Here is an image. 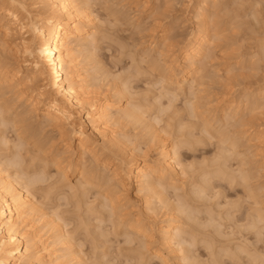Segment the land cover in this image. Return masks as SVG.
Segmentation results:
<instances>
[{
    "label": "bare ground",
    "instance_id": "obj_1",
    "mask_svg": "<svg viewBox=\"0 0 264 264\" xmlns=\"http://www.w3.org/2000/svg\"><path fill=\"white\" fill-rule=\"evenodd\" d=\"M186 1L192 5L193 3H191V2L194 0H167V1H165L166 2V9L164 7L165 5L164 6L162 5L163 6L162 8H160L161 7V5H160L159 8L162 10L160 11L159 15L156 16L155 15L156 12H154L155 14H153V15L150 14L151 17L155 16V18L157 19V17H158V19L157 20L155 19L156 21L154 20L155 21V23L153 24L154 26H153V28L150 29L154 35H152L153 39L151 41V44L149 45V48L145 47L146 50L142 49V50H144V52L142 54H140L139 52L137 54V52H136L137 50L133 53L131 52V50H129L131 52L130 57L132 55L131 61L134 62L136 60V58L133 57L136 55L137 58H140L139 61H141V63H144L143 61H145V63H146V64L144 63L145 65H148V64L150 65V66L148 65V67H149L148 68L145 65H144V67H141L143 65V64H141L140 65V67L142 68L141 69V68H139V62L138 61H137L138 64H136L137 66L135 65V62L133 63L134 64L133 65L130 61V64H132V66H134L135 68L133 67V69H134V71H133L131 69L132 68L131 65L128 64L130 66L131 70H129V72L127 71L126 73H127V75L129 73H131L130 74V75H132L131 79L134 78V80H135L137 78V77L135 78V76H138L136 73L139 74V72H140L141 74H143L148 69V71L151 70L152 72L156 73L158 75V76L157 75L156 76L159 77L158 79L161 80V81L160 80L158 81V79H157V81L160 82V84H162V87H161V85L159 86L158 85L159 83H157V82H156L157 84L153 83V86L150 87L154 90L155 93L158 90H157V88L154 89V87H160L163 89V90H161L162 93L160 92L161 96L160 97L158 96L159 97L158 99L152 98V100L154 99V102L150 103V101H152V100H150V101H148V100L151 97L145 98V99H147V102L144 101L145 99L141 102L142 94H144V96H145V94L146 93L148 94V92L144 91L146 93H142V94H139L137 92L134 93L135 91H133V87H130L131 84H129V86L128 85L126 86L123 84V82L126 84L127 81L126 82L124 81L126 79H124L122 82H120L121 85L123 86V88L121 86L122 89L117 88V87H116L117 88L116 89L114 87V85L116 86L117 79H119L121 76L116 77V83L114 81L115 84L113 83V89H112L113 91H115L114 90V88H115L116 92L118 94H120L119 99H116L118 96L117 93H115V94L113 93V95H110L112 92L110 94H105V92L107 93L109 91L105 90L103 92L102 90H104V89L101 90V88H102L101 84H97V85H101L100 89H99V88H95V86H97V85H94L93 83H91L94 79L96 80L95 82H98L102 78V77L99 78L100 77V76H98L99 74L96 77L95 74H97V73H94V71H92V69H90L91 72H93L95 75V77L93 79H90V78H92L93 75H91V74H93V73H90L89 69H88L89 66L96 65V62H98L97 64H99V65L102 64L101 63L102 61L100 63H99V61H97L98 57L96 56L99 53L98 50H96V49L99 47V45L101 46V44H99L98 46H97V44L99 43L98 41H101V39L98 40V36H97L100 34H97L98 33L97 29L99 27L95 23L96 19L93 16V15H95L92 11L93 10L92 7L93 6L95 7V3L93 1L92 2L94 5H92L91 0H0V34L2 35L1 37H3V39H1V38L0 39L4 41V44H2V42L0 44V129H1L0 130V264H87L88 262H90V261H88L89 259L87 257H86L88 259L87 261H84L86 259L85 257L83 259L81 258V252L84 250L83 245L81 248H78L79 251L76 250L77 249L76 246L80 247L81 243H80V245H76L77 243H75L76 242L75 239L81 238L82 236L76 237L74 239L73 234H75V236H77L79 233H77V234L74 233V229H78V230L80 229L81 230V228H83L84 226H85L84 228H86V229L84 230V228H83L81 230V232L85 231V233H86L87 228L89 229L88 231H92L91 225L94 223H91V221H92L91 217L93 218V216H94L93 212L97 211L99 213V215H101L100 214L101 210H100V212L98 209L96 210L97 207L99 208V205H98L99 203L97 202L98 204H96V202H94L97 199H101L103 201L101 203L102 205L100 204V206H102V207H100V209L103 208V210H104L103 211L104 214L103 213L102 214L104 216H106L107 215L106 212H108V215H107V217H104V218H102L103 215H101V218H98L99 215L98 216L95 215L97 217H95L93 219L94 221H92V222H95V219H96L97 223L100 222L102 224L104 222V220L106 222L105 218L108 219L107 222L109 220L111 221V223H110V221L108 222L111 224V225L110 224L109 225L112 227L111 228L112 230L110 229V231L115 232L118 236L124 235V237L122 239V243H120L121 241L119 238H116V239H118L116 241H118L120 245L123 244V245L130 246L132 244L131 245L132 247H129L130 249L127 248L128 250H130V252H129L130 256L134 258L132 260L130 257V259H129L130 262L131 261L133 262L135 260V257H136L137 258L136 260L137 261L139 260V262H138L139 264L146 259H148V261H150V262L159 260V262H160L159 264H171L168 262V258L171 255H173L172 257L174 259H176V258L179 260L181 259V261H187V260L189 261L193 258L195 259V257H197V261H198V260H201L202 258L198 259L200 254H197L199 256H196L195 253H198V251H196L195 249L199 244L202 243L204 245L203 247L204 248L206 247V249H208V250H206L207 251L206 253L209 254L208 256H210V257L213 256L214 257L213 260L215 259L214 261H216V257H217V260H218L217 262H220L222 264V262H221L222 260L220 259V256L223 254L225 255V253L222 252L223 254H221V253L216 252L217 249H220L219 247L221 244L219 245V247L218 246L216 247L215 245H218L220 242L218 244L216 243L213 245V243H215L213 241H217L218 239L212 240L211 238L213 236L212 237L210 236L211 237L210 238L207 234L209 231L204 233L203 229L200 228L198 230H196V229L194 230L193 229L194 227L191 228L193 230H191V229L189 230V228H187V226H186L187 222L191 221V223H194V224L197 223V224L202 225V226H203V224H205V227H203V228H206V226L209 228V226H211L209 229L214 228L213 229L214 231H212V234L214 232L215 234H217L218 237H219V235H221L220 238L222 237V234L224 232H225L224 234H226V231L222 230V228H224V226L222 227V225H223L222 224L223 223L222 217H221L222 218L221 221H220V219L218 220L214 216V214H211L213 212L211 210H206L204 212L205 215H200V213L203 212L202 210L201 211L198 210L201 206L198 207V205H197L198 209L196 208V206H195V208H194V206H192L193 201L196 202V200H200V202H201V199L207 200L206 199L207 197L210 198V194H209L210 191L207 192V186L209 185L208 186V188H209L210 185H213L215 183V182H212L213 178L211 176H213V175L222 176V178L228 177L229 179L227 178L226 180H230L229 182H231V183L232 182H234V183L238 182L247 188L249 195L254 200L253 203L255 204V206L251 208L252 210L250 209L252 212L250 214L248 213L250 216H249V218H247L249 220V223H248L249 227L247 226V228L256 229V230H254L255 236L256 235L257 236L262 235L259 233V230H261V228L264 227V208L259 207L260 206L259 204L262 203V201H260L261 193L259 194L260 189L262 187H260V189H259V187L256 185L257 188L259 189L258 190L256 187H254L255 184H254V186H252L253 183L250 184L251 183L250 181L252 180L253 175H255L252 172L253 169H255V167H254L255 164H259L258 162H260V163L264 162V148H263V146H264V129H260V128L257 129L255 127V125L258 123V120L260 119V117L262 115V112H264V110H263L264 109V84H262L263 87L259 86V88H256L255 90H253V88H252L253 91L248 89L249 91H251L249 93H248V90H247V92L244 91L246 93L244 95L242 94L243 97L240 94L241 92H239V94L242 97V98L241 97L240 98L242 100L240 98H239V100H237V99L232 97L233 95L235 97L236 94H233L231 96L232 97L231 99H229L230 96H228V98H227L226 95H225L226 98H220L219 97L216 99H212L214 97L210 98L211 94L213 95L214 92H215V95L219 94V93H216L215 90H214V92H212L213 89H215V87L217 88V90H219V89L222 90L225 87V86L224 87L222 86V88H221L220 85H218L221 83V81H223V80H219L220 82H216L215 84L211 83V85L217 84L215 87L211 86L208 83L210 85V88L213 87L212 90H210L208 87V90H210V92L206 90L207 88L205 89V91L207 93L208 92L210 93L209 96L207 95V93L205 91H203L206 93L207 98H209V100L207 101L205 94H204L205 98L204 97H203L204 99L202 98V96H201L202 93L200 95V92H202V90H204V87H203V85H201V83L205 84V82H209V81H206L207 78L204 77L205 74L207 75L209 73L207 75V77L208 76L212 77V76H210V74L212 75L214 70H215L214 73H216L215 67H217V69H218V67H220L219 65H221V64H219L216 66V63L218 64L217 61H216V63H214L215 62L214 60L216 59L215 58L216 55H215V57H211V56L215 54V51H217L216 49H218L220 46H222L223 39L224 38L226 39L229 35L227 34V32H225V33L223 32L224 34L221 33L224 29L223 30L221 29V31H218L219 29L217 30L218 33L220 32L221 34L220 33L218 34L217 31L213 32V30H216V28H217L216 23L218 24L221 21L224 24V22H225V20H223V17L221 16V14L218 13V11L222 12V13L224 12L223 10L220 11L222 9L221 8L222 4L220 3V0H217L216 1L217 3H215L214 0H213L214 3L211 2L212 0H210V1H208V0H196V1H194L195 7H194V5L191 6L189 4L191 7H194L193 9L195 10V13H196V16H193L196 18V19L194 18V21L195 20L197 21V24L194 25V26H196V28L192 29L190 27L192 29L191 32L189 31L190 34H187L188 37L184 41H182L181 43L180 42L178 43L176 41H173L174 42L173 43L171 40H173L176 37V35H175V37L173 36V38H171V36L174 33L173 30H175V29H172L173 33L171 32L172 34H170V36H169L167 34V31H168L167 29L169 27L167 29L160 28V27L162 25H164L163 27H165V24H167L165 20L168 21L167 18H169V20L171 19L170 13L173 14V11L175 10L174 7L177 8V6L179 4L181 6L182 3L186 2ZM223 1H222V3H223ZM259 1H257V3L261 5L262 4L261 2L263 0L260 3H259ZM209 2H211V4L213 3L214 5L217 4V6L215 5L216 6L215 7L212 4L215 7L214 8L212 5H210ZM240 2L242 3V1H240ZM90 3H91V5H90ZM236 3H239V2H236ZM257 3H254V4L256 5ZM163 4H164V2H163ZM258 4H257V6H255L256 8L254 11H257ZM183 5H184V7H183L184 10L189 9L188 5H187L188 9H187V7L185 8L186 4H183ZM218 5H220V8H221L220 10H219ZM225 5H222V6L224 7ZM239 5H240V3H239ZM251 5L254 7V5L252 3H251ZM262 5L259 6V8L261 7L260 9H262ZM239 7H241V5ZM91 8H92V10H91ZM211 8H212V10H213V8L214 9L218 8L217 9L218 10L217 11L218 16H221V17H219L220 19H218V22H217L218 16L215 13L216 10L211 11ZM227 8H229V7H227ZM232 8H231V10H232ZM259 8H258V10H260ZM158 9H156L157 14L159 12ZM226 9H224V10L226 11ZM263 9H264V5H263ZM109 10L111 11V8H109L108 11ZM113 10H115V9H113ZM171 10H172V12H170ZM237 10L240 11V9H238V8H237ZM191 11H193V10H191ZM233 11H234V9H233ZM251 11H253V10H251ZM260 11H263V10H260ZM161 12H164V14ZM227 12H229V10H227ZM236 12H234V13H236ZM115 13H116V11H115ZM234 13H231V11H230L231 16L229 15L227 17H233ZM256 13H258V18H256L257 15L256 14L253 15V13L251 16H253L254 19H252L251 16H249V17L252 20L256 19L255 20L256 22L255 21H253V22L258 25V22L262 21L263 18H261V20H260V17H262L261 16L262 12L257 11ZM116 14H115L114 18H118ZM215 14L217 17H214ZM227 14H229V13H226V15ZM240 14H242V12ZM108 15L106 14V16H108ZM111 15L112 16L114 15V11H113V13H111ZM111 15H110V18H111ZM236 15L238 16L239 14H236ZM122 16L123 15L119 16V18ZM240 17L242 18V15ZM246 17H248V15ZM114 18H111V19L114 20ZM189 18L191 19V17H189ZM179 19H181V18H179ZM179 19H177V20L175 19V21H177L176 23H179V21H180ZM232 19L231 20L228 19V21L226 19V22L229 23L230 21H234L236 19V17H234L233 20ZM116 20L117 19H115V22H116ZM212 20H213V22H211ZM214 20L216 23L214 22ZM238 20L241 22L240 19H237V21L235 20V23L234 22L233 23L230 22V23L231 24H237L239 22ZM257 20H260V21H257ZM119 21H120V19H119ZM253 22H252V24H250V26H252V27L254 24ZM141 23L142 22H140L139 25H141ZM194 23H196V22H194ZM214 23H215V25H214ZM228 23H226V24H228ZM263 23L264 22H262L261 25H263ZM174 24H172V25H174ZM223 24H222V28H223ZM239 24L240 23H238L237 27L236 26H234V27H236V28L240 27ZM241 24H243L244 26L246 25V24H244V22L243 23L241 22ZM172 25H171V27H172ZM243 25H241L240 29L243 28V30H244ZM250 26H248V27L250 28ZM248 27H247V29H248ZM252 27L250 28L252 31L250 33H253L254 32L253 30H255L256 28H259L257 26L255 29H254L255 26L253 28ZM172 28H174V27H172ZM219 28H221V25H219ZM237 30H238L237 32H239V28ZM257 30H255V31H257ZM226 31H227V29H226ZM159 32H160V34H159ZM226 34H227V36H223L224 38L221 36L222 39H219V42H216L217 45L218 44L220 45L222 43L220 46L218 45L219 47L217 48V46L215 44V40L217 39V37L220 38L219 35H226ZM245 35H246V33H245ZM255 35H256V33H255ZM248 36H249V33H248ZM259 36H260V34H259ZM259 36L257 35L258 38H259ZM110 37H112V36H110ZM254 38L257 41L258 38H256V37H254ZM254 38H253V40H255ZM225 39H224V41L226 42L227 40H225ZM229 39H231V38H229ZM235 39H237V38L235 37L234 40ZM261 39L263 40V37ZM234 40L232 42L236 41V40L235 41ZM241 40H243V39H241ZM251 40H252V38H251ZM262 40H261V42H264V40L263 41ZM216 41H218V39ZM229 41H231V40H229ZM117 42H119V41H117ZM225 42H224L223 46H226ZM261 42L259 40L258 43L260 44ZM119 43L123 44L121 42H119ZM256 43L254 45H256ZM120 44L117 46H120ZM124 44H126V43L124 42ZM127 44L129 45V43H127ZM228 44H229V42H228ZM228 44H227V46H228ZM232 44H235V43H231V47H232L231 50L233 51V47L235 48L236 44H235V46H232ZM121 46H123V45H121ZM244 46H242V45H241V47L238 46L239 48L237 47L236 50L234 49L235 51H233V52H236V51L240 52ZM253 46L251 44V48H253ZM257 46H258V44H257ZM7 47H9V48L7 49ZM125 47H123L124 50H125ZM214 47H216V49ZM262 47H261V50L263 49ZM130 48H131V46H130ZM222 48H223V52H224L225 47H222ZM214 49H215V51H214ZM219 49L221 50V47ZM239 49H241V50H239ZM84 50H86V52ZM121 50H119V52H123L124 54L126 53V55H129V54H127L128 48H127V50H125V52L121 51ZM151 50H154L155 52H157V54L154 55L155 52L153 51L154 52L153 53ZM261 50H260V52L257 50L256 53L254 52L255 54L252 53L253 56L255 57L258 55V59H260V58L262 59V56L259 55L263 52ZM96 51H97V54H96ZM226 51L227 50H225V54L228 53V52L226 53ZM82 52L83 53L85 52V54L87 53V55H85V58L87 59L88 62L85 61L86 62L85 65L81 67L79 64L80 60L78 61V59H79L78 57H79V55L83 54ZM151 52L153 55L151 54ZM218 52H216V54ZM220 52L223 53L222 50ZM242 52H240V53H242ZM247 52H249V51H247ZM80 53H82V54H80ZM240 53H238V52H237V54L228 53L227 55L229 57H230V55H232L233 56L232 58H235V57L239 56ZM223 54H219L221 56L220 57L217 56V57H219L220 60L218 58L216 60L221 62L222 61L221 57H224L228 61L229 57H227V55L224 56ZM250 55L249 56L247 55L248 57H250V58H248V57L247 58L252 60ZM98 56H99V54H98ZM259 56H260V58H259ZM239 57H241V56H239ZM133 58L135 60H133ZM255 58H256L258 63L255 60H253L252 62H255L259 68L261 67V69H263L262 66H259V65L262 64L261 62H263L264 59H262V61H260L257 59V57H255ZM244 59H241V60H244ZM207 60H209V61H207ZM210 60L214 61V62L212 63V62H210ZM230 60H231V58H230ZM238 60H239V58H238ZM83 61H82V63H83ZM247 61L245 60V62H247ZM91 62L93 63V65H90ZM209 62H210V64L215 65V67L212 65L214 68H213L212 72L210 70L211 73L208 71L210 69V67L212 69V66H210ZM224 62L225 61L222 62L224 65H227V66L230 65L228 63L225 64ZM249 62L250 61H248V63ZM80 63H81V61H80ZM240 64H242V62ZM243 64H245V63H243ZM87 65H88V67H87ZM208 65H209V67H207ZM235 65H237V64H235ZM256 65L251 64L250 66H253V67L255 66L254 68L257 69V73H258L259 71H261V69L258 70ZM129 66H128V69H129ZM223 66L221 65V67H223ZM238 66H239V64H238ZM243 66H241V67H243ZM105 67H107V66L105 65ZM136 67H138L137 69H139L140 71H138L136 69ZM145 67L147 69H145ZM206 67L208 68V70H206L207 69ZM34 68H35V70H33ZM91 68H93V67H91ZM97 68H98V66L97 67L95 66V69H97ZM99 68H101V66ZM99 68L97 70L101 74L102 70L100 71ZM124 68H126V67H124ZM228 68H226V69H228ZM95 69H93V70H95ZM101 69H103V68H101ZM108 69H105V71L103 70L102 72H105L106 74H107V72L109 73V71L111 72V70H108ZM135 69L137 72H135ZM143 69H144V72H143ZM221 69H219V71H221ZM226 69L223 68V70H226ZM234 69H236V68H234ZM242 69H243V71H241ZM242 69H240V72H237L238 70L236 69L235 72H237L236 73L237 75L234 74V76L232 74L230 75V73H232V71L234 72V70H232V69L226 70L227 71V74H226L227 77H226V75H223V73H226V71L225 72L221 71L222 73H220L217 70L218 73H220L221 75L216 73L218 77L216 76L217 79L214 77L215 81L220 79V77H222V76L226 77L227 80L229 79V80L233 81L234 79L244 77L243 75H248V77L250 79L251 78H257L260 81L262 80V83H264V81H263L264 77L262 78V76H264L263 73H262V75L260 73V76H261V78H260V77H258L259 73L258 74L256 73L257 75L254 74L255 69L254 70L252 69V71L254 73L252 71H249L250 69L246 70V72H247L246 74H244L245 73L244 68H242ZM30 70H33V71L31 73H29L28 71H30ZM124 71H125V69H124ZM148 71L146 72V74L144 73L145 77L148 75L147 74ZM205 71H208V73H205ZM248 71L252 72V73H249ZM126 73L123 74L124 75V76H122L123 78H125ZM133 73H135L136 75L134 74V76H133ZM154 73H152V75H153L152 77L155 76ZM248 73L250 74V76ZM88 74H90L91 77ZM114 74L115 73H113V75ZM141 74H139L140 76H138V77L140 78L142 76L144 78V76H143L144 74L143 75H141ZM150 76H147L146 78H148V77L151 78ZM114 77H113V80L115 79ZM129 77L130 76H128L126 78H128V80H130ZM157 77H155V78H157ZM36 78H41L43 80L42 83H38V85L41 84L40 87H38L36 85H35L36 87H33L34 86L33 84L36 83ZM96 78H98L99 80ZM146 78H144V79H146ZM201 78H204L205 80L201 79ZM212 78H210V79L208 78V80H210V82H211ZM223 78H221V79H223ZM226 78H225V80H226ZM246 78H247V76H246ZM249 78L247 79V80H249L248 83H250ZM213 79H212V82H213ZM244 79H242V80L245 81L246 79L245 80ZM257 79H251V80H257ZM155 80L156 79H154V81ZM200 80H203V81L200 82ZM238 80L241 81V79H238ZM238 80L236 82H238ZM228 81H226V82H228ZM231 81H229L230 84L233 83V82L231 83ZM260 81L257 80V82H260ZM145 82H148V79H147V81L145 80ZM234 82H235V80H234ZM118 83H119V81H118ZM129 83H130V81H129ZM134 83H136V81ZM224 83L225 82H223L222 84L224 85ZM148 84H149V82L147 83V85ZM208 84H206L205 87H207ZM226 84L229 85L228 83H226ZM244 84H245V82H244ZM118 85H120V84H118ZM200 86H202L203 89ZM240 86H242L241 83H240ZM103 87H104V85H103ZM109 87H110V85H109ZM124 87H128V88L130 87V88L128 89V88H124ZM253 87H255V86H253ZM110 88H112V86ZM229 88L230 89H227V88L226 89L224 88V89L227 91V90H231L232 87L229 86ZM240 88H242V87H240ZM130 89L133 91V93L131 91H129ZM107 90H110V89L108 88ZM243 90H245V88H243ZM150 91H149V93H153V91H151V92ZM223 91H221L220 95L226 94V92L224 91L225 93H223ZM102 92H103V95H101ZM158 93L159 92H157L156 94H158ZM232 93H234L233 90H232L231 94ZM235 93H236V91H235ZM133 94H138L137 96L140 99L136 95L133 96ZM231 94H229V95H231ZM237 94H238V92H237ZM10 95H12L13 98H15V100L18 104V108L15 109L16 104L15 105L11 104L13 102V100L11 99L12 102H11V100H9L11 98ZM180 95H184L183 97H185V104H184L183 103L184 100H182L183 97L181 96L182 97L181 100L183 101L182 105H185L184 110H183V106L179 105L181 103L180 102L181 100L179 98ZM122 97H125L126 101L121 102ZM134 97H136V99L139 101L135 100ZM189 97H190V99H188ZM114 98H115V100H113ZM123 99L124 98H122V100ZM15 100H14V103H15ZM116 100H118V101H116ZM156 100L157 101L159 100V102H160V100H163L164 103L163 104L160 103L161 105L158 106L157 104L159 102H156V104H154ZM202 100H203V102L206 101V103H203ZM114 101L119 102V103H115ZM177 101L179 102V104L177 103ZM137 102H139V103H137ZM143 103L147 104L146 106H151V108H152L153 104H154L153 106H155V105L158 106L159 109L156 107L155 111H158V114H161V112H163L161 114L163 116H164V114L166 115L167 110L168 111L170 110L171 112L173 110L172 116H170L172 114L170 111L169 112L171 114H168L169 112H167V115H166L169 118L168 121L170 122V124L173 123V124H171L173 126L170 127L169 122H167V120H165L166 118H164V117L162 118V116H161V118L163 120H161V121H164L162 123H165V124H163V125L159 124L158 122L160 121L159 120L160 117H158V114H156L154 111V115H153L152 109L150 107L144 106L145 104L142 105ZM175 103L178 104L177 108L179 109V111L176 109ZM150 104H152V105H150ZM174 106H175V108H173ZM171 108H173V109H171ZM246 109H251L250 112L248 111L249 112L248 115L246 113ZM261 109L263 111H261ZM181 110L186 112V113L182 112ZM244 110L246 113L245 116L246 117L249 116V119L245 118V116L244 117L242 116V114H245V113H243ZM256 111H258V112L260 111L259 113H261V114H259ZM29 113L32 114L33 116L29 115ZM155 114L157 116H155ZM168 115L171 118L176 117L175 118L176 120L174 118L172 120ZM174 115H176V116H174ZM185 115H186V117L191 118V119L187 118V120L188 119L192 120L191 123L190 122H188V124L185 123L186 122ZM262 117H263V115H262ZM192 118L195 119L194 122L197 121V123H194ZM257 118H259V119H257ZM182 121H184L186 126L182 123ZM129 123L130 124L132 123L133 125H137V126L139 125L138 127L135 126L137 129L134 130V131H136L135 132L136 135H135L134 139L132 136L128 135L129 133H131L133 131V130H131V128L134 129L133 126L131 127L129 125ZM193 123L197 124V125L199 124V125L198 126L195 125L192 127L190 124H193ZM263 123L264 122H262V124ZM119 124H121V125H125V124L127 125L128 124L130 126V129H128L129 127L126 125L124 126V129L122 128L123 126H120V128H122L124 130V132H126L125 130L127 127V129H128L127 132H129V133H127V134L122 133L121 134V133H119L120 131L117 132L118 127H115V126L119 125ZM156 124L159 126H162V128L156 126ZM166 124H168V125L166 126ZM258 124L262 126V124H260V122ZM164 126L168 127V128L174 127L172 129V132H171L172 135H171V133H168L167 130H163L165 128ZM196 126H197V128L199 127L198 133L200 132L199 133V134H201L200 136L197 135L198 133L196 130H198V129L197 128L195 129ZM256 126H258V125H256ZM139 127L141 128L139 130H141L143 132V133H141V131H139L141 134L140 137H143L144 135H146V136H144L145 138L147 136L150 138V139L148 137L146 138V140H148L147 145L144 144V142H146L144 138H143L144 139L143 142L136 139L137 136H139L138 132H137ZM157 127L163 131H157L158 130ZM186 127L188 129H190L189 127L194 128L196 132H193L194 130H192V129H190L189 131L188 130L186 131V129H187ZM251 127H254L253 128L254 130H252L253 132L248 133L249 130L251 131V129H252ZM4 128H6V129H4ZM8 128L13 130L14 136L12 135V137H11V134H10V138H7L8 136H6L7 134L9 135V133L12 132V130H10ZM120 128H118V130H120ZM2 129L6 130V131L8 129L9 133H7L5 135L6 131L3 132ZM244 129L245 130L247 129V130L244 131ZM129 130H131V132ZM134 131L132 133L133 135L135 134ZM118 133L120 135H118ZM163 133H166V134H163ZM194 133H197L196 137L199 138V139L197 138L198 140L196 139ZM246 133H248V135H249V137L247 139L248 144L244 141V137L242 138V135L245 136L244 134H246ZM132 134H130V135H132ZM164 135H167V137L170 136V137H168L169 139ZM248 135L246 134V136H248ZM97 137H101L100 138L101 142H99ZM131 138L134 141H135V139H136V141H139V144L138 143L135 144V142H133V140ZM214 138L217 140L216 145H218V150H216V152H218V154L212 153L215 155L214 159H216V160L212 159L213 162L209 165H210V169L215 164H216L215 167H217V168H213L212 171H208V170L203 171V173L201 175V176H203L202 177V179H203L202 183L203 184L201 183V185H200V183H199V186L196 187V186H194L196 183L192 182L194 185L193 184H192L193 186L190 185V189H189L188 193L187 192L184 193L183 192L185 190L184 185L186 182L183 180V176H185L186 170L195 168V166L198 165V163L196 165L193 163V161H190V163L188 161V164H185V165L183 163H181V162H183V160L182 159L180 160V157H179L182 154L181 150L183 152V150L185 148L184 146H187V148L189 147L191 149V148H193L191 146H195V145L201 146L202 144L206 145L205 143H208L207 140L213 141ZM242 139H243V141H242ZM245 139H246V137H245ZM140 142L144 144L145 147L142 144L141 145L145 149L141 148ZM242 142H245V144L249 145V146H247L249 148L247 150L248 153L244 151L245 150L244 149L245 144ZM156 144H159L158 145V151H157L158 153L157 154L155 153L156 155L154 156V155H151V148L157 146ZM130 145H132V146L130 147ZM241 145H244V147ZM203 146H201V147L203 148ZM182 147H184V148H182ZM240 147L241 148L243 147L244 150L241 149ZM194 149H196V148H194ZM250 149H253L252 152L249 151ZM23 153H26V154L24 155ZM69 153H70V155H67ZM29 154H30V156L28 158ZM233 157L234 158L238 157L236 159H239V167L237 165V169H235L236 167H234V168H230L231 171H228V169H227L228 164L231 163L230 161H231V158H233ZM206 158L204 157V159L202 161L203 163L200 162L199 164H201V163L204 164V160ZM211 158L210 159L207 158V160L210 161ZM251 161H253V162H251ZM249 162L254 163V166L251 167L253 169H251L252 171H250V172L247 171V170H250V168L248 167L249 168L248 169L246 167V165H252V164H249ZM195 163H196V161H195ZM207 163H209V162L207 161L206 165H208ZM209 165H208L207 169H209ZM198 166L200 167V165H198ZM184 167L187 169H185ZM70 171L73 172V175L74 174L76 175V177H77L76 183L72 184L71 181L68 183L66 182V180L68 181V177L70 176V173H69ZM193 171H195V170L193 169ZM254 171L256 172V170H254ZM259 172H261V171H259ZM259 172H257V173H259ZM189 174H187V176ZM259 174H258V176H260ZM186 177H184V178L186 179ZM239 179H240V182L237 181ZM194 180H196V179L194 178ZM214 180H216V179L214 178ZM45 182L46 183L48 182L47 184H49V186H47L48 187L47 189L45 187V185H46ZM221 182H220V184H221ZM44 183H45V185H44ZM181 183L184 184L183 185L184 187L181 185ZM210 188H214V185L211 186ZM132 189L136 190L134 194H132ZM67 190L71 191V194H70V195H72L71 198L72 199L75 198L76 203L73 202L69 198V194H67L68 195L67 196L66 194L63 193V192L69 193V192H67ZM247 190L245 189L244 191H247ZM39 191H41L43 193L42 194L40 193L41 199L40 200L38 199L39 200L38 201L36 198V194H38ZM211 191H213V189ZM93 192H94L93 197H95V199L93 198L94 201L88 202L89 197H91V195H92L90 193H93ZM222 192L223 191H221V193ZM262 192H264V191H262ZM214 193L217 194L216 192H214ZM191 194H193V196ZM53 195L54 196L59 195L58 198L61 200L62 204L59 203L60 200L58 199L59 200L58 205L59 206H60V204L62 205V207L60 206L61 210H63L62 208H64V207L66 208V207L73 206V204L75 203V208H71V210H69V211L73 213V211L76 210V212L79 211L78 213H81V212L82 213L81 214L76 213L77 214L76 216H75V214L74 215L72 214L73 217L67 216L66 213L63 214L64 212H66V210L64 209L63 213H62L60 208L59 209L55 208L54 203H53L54 206L53 205L50 206V205H48L49 203L48 204L43 203L45 201L40 202L41 200H45V199L46 200H49L50 198L53 199ZM73 196H75V197H73ZM77 197L79 200H76ZM134 197L140 199V201L143 203V207H141V208L139 207L138 208L139 210L137 209L139 204L135 205V204H137V202L134 201L135 199L133 200ZM67 198H69L70 201ZM87 198H88V201H87ZM251 198H250V200H251ZM55 199L56 198L54 197L53 200H55ZM62 199H64V200H62ZM212 199H213V197H212ZM58 200H55L53 202H56ZM132 200L135 203L134 209H133V203H132L133 201ZM210 200H211V198H210ZM71 201L73 203V204L71 203L72 205H70V203H69ZM156 201L160 202V204H162L164 207L158 206V205H160L159 203H157L158 205H156L155 204ZM65 202L69 203V206H67V204ZM93 202L96 205L93 204ZM203 202H205V201H203ZM211 202H212V200H211ZM236 202L238 203V201H236ZM152 203L154 205H152ZM206 203H209V201L208 202L206 201ZM64 204H66V205H64ZM90 204H93V206H91ZM169 204H172V206H173L172 209H170L168 207V206H170ZM197 204H199V203H197ZM58 205H57V207H58ZM84 205L87 206L85 208V210L83 208ZM151 205L153 207H151ZM155 205H156V207L158 206L159 208H156ZM222 205L223 204H221L220 206H222ZM230 205H232V204H230ZM172 206H170V207H172ZM241 206H243V205H241ZM261 206L263 207V205H261ZM135 207H136L137 211H135L136 210ZM166 207L170 209V211H169L170 217L167 219L165 217V215H169V213H165L164 214V217H165L164 220H160L161 222L158 223L157 220L159 218L155 217V219H157V220H155L154 218H152L153 217L152 214H153V212H155V214L157 212H160V209H161V212H163L162 209H165ZM151 208H153V209L155 208V209L152 210ZM201 208H204V206ZM225 208H226V206H225ZM238 208H239V205H238ZM247 208H249V207H247ZM72 209H74V210L72 211ZM215 209H217V207ZM219 209H221V208L219 207ZM223 209H224V207H222V211H223ZM156 210H157V212H156ZM69 211L67 210V214L69 213ZM151 212H152V214H151ZM230 212H229V215H231L234 218L233 212H235V211H233L231 214H230ZM248 212H249V210H248ZM221 213L222 212H220L219 214H221ZM157 214H159V213H157ZM150 215H152V217ZM181 215H183V218L181 217ZM234 215H236V214H234ZM179 216L182 218V221L184 220V217L187 219L183 222H179L177 219V218H179ZM74 217H79L78 219H80V221L78 220V221L74 222ZM225 217L227 218V215H225ZM218 218H219V216H218ZM235 218H236V216H235ZM98 219H99V221H97ZM152 219H154V220H152ZM179 220H180V218H179ZM42 221H43V223H42ZM76 222H79V224H81V226L78 223H77V226H75ZM71 223H73V224L75 223V224L72 225ZM100 223H98V224H100ZM191 223H189V224H191ZM231 223L233 224V222H231ZM246 223L247 222H245V224ZM98 224H97V226H98ZM104 224H107V223H103L101 225V227L104 226ZM95 225H96V223H95ZM71 226L74 229H72L70 232ZM97 226H95L96 228L93 227L94 229H93L92 233L93 232H97V233L101 232L100 229H102V228L100 226H99L100 228ZM107 226L108 225H106V227ZM79 227H81V228H79ZM89 227H91V228H89ZM232 227H230V228L233 229ZM241 227H243V226H241ZM45 228H48V229H45ZM67 228L69 230H67ZM105 228H103L104 231L102 230L103 234H105ZM238 228H239V226H238ZM244 228H245L244 230H246V231L249 230L246 227H244ZM44 229L48 230L49 232L53 231L54 234L52 237L54 238V240L52 237H51L52 239H50V241L53 240L52 243L48 241V238H44V235L42 233V231ZM95 229H96V231H95ZM252 229L250 231H253ZM262 229H264V228H262ZM201 230H203V231H201ZM226 230H227V226H226ZM240 230H242V229H239V230L237 229L235 231H240ZM205 231H206V229H205ZM230 231H229V234H230ZM75 232H76V230H75ZM107 233L109 234V231ZM93 234H96V233H93ZM227 234H228V232H227ZM229 234H228V236L231 235V234L230 235ZM50 235H51V233H50ZM89 235L87 234V236H89ZM98 235L100 238L101 234H98ZM236 235H237V232H236ZM106 236H108V235H106ZM224 236L226 237V235H223V238H224ZM231 236H230L231 241H232V239H233V241H235L237 238H239L240 235L236 239H234L235 234H234V238H233V234ZM97 237L98 236H94V238L91 240L96 239V241H97L99 239V238L97 239ZM110 237H108V238H110ZM241 237H242V235H241ZM104 238L105 237H103V239ZM108 238L106 237V239H108ZM120 238H121V236H120ZM223 238H222V240H223ZM243 238H244V235L241 239H243ZM213 239H216V238L214 237ZM224 240H223V242H224ZM116 241H114L112 243L115 244ZM123 241H124V243H123ZM107 242L109 243L110 241H107ZM238 242L244 243L247 241L240 240ZM108 243H106V244H108ZM154 243L155 244L157 243L158 245L154 246L155 245ZM226 243H228V242H226ZM231 243H233V242H231ZM254 243L255 242H252V244H254ZM54 244L55 245L57 244V246L59 245L60 248L54 252L48 251L52 247L51 245H54ZM116 244H117V242H116ZM133 244L136 245V247H133L134 246ZM103 245L105 246V243ZM103 245H101V246H103ZM243 245L244 246L247 245V247H248V244H246V243ZM250 245H251V243H250ZM90 246H91V244H90ZM95 246H97V243H95L93 248ZM236 246L237 245H234L235 248H236ZM244 246L239 245V243H238L237 249L233 250V251H236L238 257H241L243 254L244 255L248 254L249 256H246V257L250 258V256L251 257L254 256L251 259L255 260V256H257V259L259 258L258 257L259 254L257 252H259L261 249L259 251L257 250V252H255L254 250H251L248 247V249L250 250L249 251L246 249L247 247L244 248ZM73 247H76V249H74ZM99 247L100 246L98 244V247H95L94 251L97 252V250H99L98 249ZM112 247H114V246H112ZM96 248H97V250H96ZM250 248H252V247H250ZM256 248L258 249V247H256ZM64 249L69 251V254L65 253V255L66 254L69 255V260H65L64 259L65 255L60 254L62 252L61 250L64 251ZM103 249L104 248H102V250ZM80 250H81V252H80ZM113 250H114V248H113ZM121 250H122V248H121ZM225 250H227V249H225ZM225 250H222V251H225ZM229 250H231V249H229ZM58 251L59 252L61 251V252L58 253ZM91 251H92V249H91ZM218 251L220 252V250H218ZM252 251H254V252H252ZM103 252H104V250H103ZM119 252H120V254H122L123 250L119 251ZM225 252L227 255V251H225ZM230 252H229V254H230ZM106 253H107V251H106ZM106 253L105 254L102 253V255L103 254L105 255V256L103 255L104 259H102V257H100L99 255L98 256L100 257V260H98L99 257L96 258V256H95V259L98 260L99 262L101 261V259L102 260L107 259L106 256L110 252L108 251L107 255H106ZM191 253H193V255L195 257L191 258L192 257V256H190ZM236 253L232 252L231 256H233L234 254L236 256ZM261 253H263V252L261 251ZM219 254H220V256L218 257ZM128 255L129 254H126V256H128ZM180 255H182V256H180ZM262 255H264V254H262ZM262 255L260 256V258L261 257L264 258V256H262ZM84 256H86V254ZM119 256L120 255L118 254V258H119ZM121 256L123 257L124 255L122 254ZM111 257L114 258L112 255H111ZM115 257H117V255ZM243 257L245 258V256H242L241 258L244 259ZM118 258H115V259L118 260ZM125 258L126 257H124V259ZM128 258H129V256H128ZM128 258H126L125 260L128 261V264H130L129 260H127ZM205 258L206 257H204V259ZM263 258H261L260 262L262 260L264 261ZM90 259L92 260V257ZM95 259L93 258V263H94ZM170 259H172V258H170ZM194 259H193V263L195 261ZM210 259H212V258H210ZM240 259H238V260H240ZM116 260H115V263H116ZM125 260H124V262H125ZM140 260H142V261L140 262ZM181 261L179 262V264L181 263ZM204 261H206V260H203V262ZM255 261H257V260H255ZM108 262H110V259ZM113 262L114 261H112V263ZM190 262H192V260L189 261V263ZM257 262L259 263V261H257ZM96 263H97V261H96ZM102 263L103 262L101 261V264ZM115 263H113V264H115ZM126 263L127 262H125L124 264H126ZM145 263H147V262H145ZM183 263L185 264V262H183ZM212 263H213V261H212ZM233 263H234V261H233ZM248 263H253V261L248 262ZM88 264H91V263H88ZM106 264H108V263H106ZM150 264H152V263H150ZM155 264H158V263H155ZM213 264H216V262ZM262 264H264V263H262Z\"/></svg>",
    "mask_w": 264,
    "mask_h": 264
},
{
    "label": "rangeland",
    "instance_id": "obj_2",
    "mask_svg": "<svg viewBox=\"0 0 264 264\" xmlns=\"http://www.w3.org/2000/svg\"><path fill=\"white\" fill-rule=\"evenodd\" d=\"M92 1L95 3V7L93 6V7H92L93 10H92V8H91V10H92L93 13L95 14V15H93L94 18L96 19V20H95V23H96L97 26L99 27V28L97 27V28H98V29H97V31H98L97 34H100V35H97V36H98V40L101 39V41H98L99 43L97 44V46H98L99 44H101V46L99 45V47L96 49V50H98V52H99V53H98L99 56H98V54H97V51H96V54H97L96 56L98 57V58H97V61H99V63L102 61V62H101L102 64L99 65V64H97L98 62H96V65H94V66H89V67H88V65H87V67H88L90 73H93V72H91V70H90V69H92V71H94V73H97V74H95L96 77H97V75L99 74V75H98V76H100L99 78H101V77H102V78L100 79L101 81H100L98 78H96V79L99 80V81L97 80L99 83H98V82H95V81H96L95 79L93 80L95 83H94L93 81H92L91 83H93L94 85L101 84L102 86H101V85H97V86H95V88H99V89H100V86H101V87H102L101 90L104 89V90H102L103 92H104L105 90H106V91H109V92H107V93L105 92V94H110V93L112 92L110 95H113V93H114V94L117 93V92H116V89H117V88H120V89L123 88V86L121 85L120 82H122L124 79H126V80H124L125 82L127 81L126 84H125L124 82H123V84L126 85V86H127V85L129 86V84H131L130 87H133V91H135L134 93L137 92V93H139V94H142V93H146V92H148V94L146 93L145 96H144V94H142V96L140 95V96H141V102H142L146 97H147V98H148V97H151L148 101L152 100V98H154V99H158V98L161 96L160 92L162 93L161 90H163V89L160 88V87H154V89L157 88V90H158L157 92H159L158 94H156L157 92L155 93L154 90H153L152 88H150V87H152V86H153V83H156V82L159 83L158 85H159V86L161 85V87H162V84H160V82H158V81L160 80V79H158L159 77H157L158 75H157L156 73L152 72L151 70L148 71V69L146 68V67H148V65H149L148 63H149V62L147 63L148 65H145V64H146L145 61H143L145 64H144V63H141V61H139L140 58H137L136 55L133 56V57L136 58V60L133 58V60H135V61H134V62H135V65L138 64V62H139V68L144 67V65H145V66H146L145 69H147L146 72L148 71V73H147L148 75H147V76H150V75H151V76H150L151 78H149V77L146 78L147 76L145 77L146 72H144V69H143V72H144L145 74H144L143 72H142V73H143L144 75L141 74L140 72H139V74L143 75L144 78H146V79H144L142 76L139 78L138 76H140V75H139L138 73H136L138 76H135V78L137 77L135 80H134V78L131 79V76H132V75H130L131 73H129V74L127 75L126 72H127V71L129 72V70H131V69L134 71V69H133L134 66H132V64H133L134 62L131 61V59H132V58H131L132 55H131V57H130L131 52L133 53V52H135V51L137 50V51H136L137 54H138V52H139L140 54H142V53L144 52V50H146L145 47H146V48H147V47L149 48V45L151 44V41H152V39H153V38H152V35H154V34L151 32L150 29L153 28V26H154L153 24H154L155 21L158 19V17H157V19H156L155 16H153V17H154V18H153V17H151V15L155 14L154 12H156V14H155L156 16L159 15L160 11L162 10V9H160V8H162L164 5H165L164 7H165V9H166V2H165V1H167V0H159V1H158V0H100V1H99V0H91V2H92ZM162 1L164 2V4H163ZM194 1H196V0H194ZM194 1H192V2L190 1L191 3H193L192 5L186 1V2L182 3V5H181L182 7L180 6V4L177 6V8L174 7L175 10L173 9V10H174V11H173V14L170 13V17H171V19L169 20V18H167L168 21L165 20L166 23H167V24H165V27H163L164 25H162V26L160 27V28H165V29H167V28L169 27V28L167 29V30H168V31H167V34H168L169 36H170V34H172V33L174 32V33L172 34L171 38H173V36L175 37V35H176V37H175L173 40H171L172 42H173V41H176V42H178V43H179V42L181 43L182 41H184V40L188 37L187 34H190L189 31L191 32L192 29H195V28H196V26H194V25L197 24V21H196V20L194 21V18H195V17H193V16H196L195 10L193 9V8L195 7V5H194ZM208 1H210V0H208ZM214 1H215V3H217V2H216L217 0H214ZM222 1H223V0H222ZM222 1L220 0V3H221L222 5H225V4L227 3L224 7L220 4L222 9L220 8V5H218V6H219V10L221 9L220 11H222V10L224 11L223 13H222V12H219V11L217 10L218 8L214 9V8L217 6V4H215V5H216V6H215V5L213 4V3H214L213 0H212L211 2H213L212 4H213L215 7L211 4V2H209L210 5H212V6L214 7L213 10H216L215 13L217 14V16H218V13H220L221 16L223 17V20H225V22L222 20V21L224 22V24H223L221 21H220V23L217 24V23L215 22V20H214V22H215L216 25H217V26H216L217 28L215 27L216 30H213V32H214V31L216 32L218 29H219L218 31H221V29H222V30L224 29L221 33H223V32H224V33L227 32V34L229 35L227 38H228V39L231 38V39H229V40H231V41H229L227 38L225 39V38L223 37V36H227V34H226V35H219L220 38L217 37L218 41H216L217 39L215 38V39H216V40H215V44H216L217 48L222 44V43L220 42L221 44H220V45L218 44V45H219V46H218L217 43H216V42H219V39H222L221 36H222L225 40H227V41L229 42V44H228L227 41L225 42L224 39H223V44H224V42H225V43H226V44H225L226 46H223V44H222V46H220V47H221L222 52H223V48H222V47H225V48H224V52H223L224 54L220 52V51H221V50L219 49L220 47H219L218 49H216V47H214L217 51H215V49H214L215 54H214V55L211 54V55H212L211 57H215V55H216L215 58H216V59L218 58V59L220 60L219 57H220L221 55H219V54H223L224 56H226L228 53H232V54L235 53V54H237V52H238V53H240V52H242V51H243V52L240 53V55H239V56H241V57L237 56V57H235V58H232V57H233L232 55H230V57L227 55V57H229V58H228V61H229V62H228L224 57H221V60H222L221 62L218 61V60H216V59L214 60L215 62H214V61H211V60H210V62H212V63H213V62L216 63V61H217L218 64L216 63V66L219 65V64H221V65L223 66L224 64H223L222 62L225 61V62H224L225 64H227V63L230 64V65H228V66H227V65H224L226 68L229 67L228 69H232V70H234V72H235L236 69L238 70L237 72H240V69L244 68V72H245L244 74H246V73H247L246 70L250 69L249 71H252V69L255 67V66H254V67H253V66H250L251 64L256 65L255 62H252L253 60H255V61L257 62V60H256L255 57H257V59H258V55L254 57L252 53H254V52L256 53L257 50L260 52L261 47L264 45V42H261V40H262L261 38H262V37H263V40H264V23H263V25H261L262 22H264V9H263V5H264V4H263V3H264L263 1H264V0H263V1H262V0H260V1L257 0V1H259V3L262 1V2H261V3L263 4V5L261 4V5H262V9H260L261 7L259 8V6H261V5L258 4L256 0H236V1H235V0H226L227 2L224 0L225 2L223 1V3H222ZM240 1H242V3H241ZM250 1H251V2H250ZM252 1H253V2H252ZM93 2H92V5H94ZM158 2H159V3H158ZM160 2H161V3H160ZM218 2H219V1H218ZM236 2H239L240 5H241V7H239V6H240L239 3H236ZM144 3H145V4H144ZM146 3H147V4H146ZM157 3H158V4H157ZM251 3L254 5V7L251 5ZM254 3H257V4H258V8H259L260 10H263V11H260V10H258V8H257V11H258V12H262V15H261L262 17H260V20H261V18H263L262 21L257 20V21H260V22H258V25H257L256 23L253 22V21H255L256 19H255V20H252V19H254V17L251 16L252 13H253V15L256 14L257 17H256V16H255V17L258 18V13H256L257 11H254L255 8H256L255 6H257V4L255 5ZM183 4H186V5H185V8H186L187 5H188L189 9H188V7H187L188 10H186V9L184 10V8H183L184 5H183ZM189 4H190L191 6L194 5V7H191ZM233 4H234V5H233ZM90 5H91V3H90ZM112 5H113V6H112ZM145 5H146V6H145ZM160 5H161V7L159 8ZM162 5H163V6H162ZM229 5H230V6H229ZM232 5H233V6H232ZM236 5H237L238 7H237ZM242 5H243V6H242ZM249 5H250V6H249ZM105 6H106V7H105ZM110 6H111V7H110ZM235 6H236V7H235ZM155 7H156V8H155ZM227 7H229V8H227ZM232 7H233V8H232ZM251 7H252V8H251ZM109 8H111V11H110V10L108 11ZM158 8H159L160 10H159ZM181 8H182L183 10H182ZM226 8H227V9H226ZM231 8H232V10H231ZM237 8L240 9V11L237 10ZM249 8H250L251 10H253V11H251ZM94 9H95V10H94ZM113 9H115V10H113ZM156 9H158V11H159L158 14H157ZM163 9H164V8H163ZM224 9H226V11H225ZM233 9H234V11H233ZM235 9H236V10H235ZM245 9H246V10H245ZM139 10H140V11H139ZM191 10H193V11H191ZM213 10H212V8H211V11H213ZM227 10H229V12H227ZM113 11H114V15L112 16L111 13H113ZM115 11H116V13H117V12H118V13L116 14ZM120 11H121V12H120ZM217 11H218V13H217ZM230 11H231V13H234V12H236V11H237L238 13H237V12L234 13V14H233V17H227V16H229V15L231 16ZM110 12H111V13H110ZM152 12H153V13H152ZM170 12H172V10H171ZM191 12H192V13H191ZM193 12H194V13H193ZM225 12H226V13H229V14L226 15ZM241 12H242V14H240ZM244 12H245V13H244ZM139 13H140L141 15H140ZM161 13L164 14V12H161ZM249 13H250V14H249ZM106 14H107V15L109 14V15L106 16ZM115 14L117 15L118 18H119V16L123 15V16H122L123 18L120 17V18H119L120 21H119L118 18H114ZM120 14H121V15H120ZM148 14H149V15L151 14V15L149 16ZM176 14H177V15H176ZM216 14H215L214 17H217ZM220 14H219V15H220ZM224 14H225V15H224ZM236 14H239L240 16L242 15V18L238 15V16L240 17V18H239ZM110 15H111V18H114V20L110 18ZM118 15H119V16H118ZM126 15H127V16H126ZM161 15H162V14H161ZM189 15H190V16H189ZM234 15H235V16H234ZM247 15H248V17L251 16L252 19H251L250 17H249V18L246 17ZM221 16H218V18H217V22H218V19H220L219 17H221ZM106 17H107L108 19H107ZM126 17H127V18H126ZM147 17H148V18H147ZM160 17H161V16H160ZM189 17H191V19H190ZM214 17H213V18H214ZM226 17H227V18H226ZM234 17H236V19H235L236 21H237V19H240L242 23L244 22V24H246V25L244 26V25L241 24V22L238 20V21H239L238 23H240V24H239L240 27H241V25H243L244 30H243V28L240 29V27H238V28H239V32H237V31H238V30H237L238 28H236V27L238 26V23H237V24H231V23H230V22H232V23L234 22V23H235V20H234V21H230L229 23L226 22V19H227V21H228V19L231 20L232 18L234 19ZM237 17H238V18H237ZM179 18H181V19H179ZM187 18H188L189 20H188ZM230 18H231V19H230ZM109 19H110V20H109ZM115 19H117L116 22H115ZM135 19H136V20H135ZM139 19H140V20H139ZM145 19H146V20H145ZM155 19H156V20H155ZM175 19H176V20L179 19V20H180L179 23H180V22H181V23H180V24H179V23H176L177 21H175ZM195 19H196V18H195ZM214 19H215V18H214ZM233 19H232V20H233ZM249 19H250V20H249ZM112 20H113V21H112ZM154 20H155V21H154ZM190 20H191V21H190ZM247 20H248V21H247ZM96 21H97V22H96ZM138 21H139V22H138ZM153 21H154V22H153ZM172 21H173V22H172ZM174 21H175V22H174ZM246 21H247V22H246ZM250 21H251V22H250ZM140 22H142L141 25H139ZM168 22H169V23H168ZM190 22H191V23H190ZM192 22H193V23L196 22V23L193 24ZM211 22H213V20H212ZM245 22H246V23H245ZM252 22L255 24V25L253 24V27L255 26L254 29L256 28V26H257V27H259L260 25H261V26H260L259 28H256V29H255V30L258 29L257 31L253 30L254 32H253V33H250V32H252L251 29H250V28L252 27V26H250V24H252ZM255 22H256V21H255ZM170 23H171V24H170ZM174 23H175V24H174ZM215 23H214V25H215ZM226 23H228V24H226ZM247 23H248V24H247ZM172 24H174V25H172ZM181 24H182V25H181ZM192 24H193V25H192ZM222 24H223V28H222ZM259 24H260V25H259ZM171 25H172V27H174V28H172ZM177 25H178V26H177ZM219 25H221V28H219ZM225 25H226V26H225ZM166 26H167V27H166ZM192 26H193V27H192ZM224 26H225V27H224ZM232 26H233V27H232ZM234 26H236V27H234ZM248 26H250V28H249ZM179 27H180V28H179ZM190 27H191L192 29H191ZM228 27H229V28H228ZM247 27H248V29H247ZM253 27H252V28H253ZM233 28H234V29H233ZM260 28H261L262 30H261ZM172 29H175V30H173V32H172ZM226 29H227V31H226ZM235 29H236V30H235ZM157 30H158V29H157ZM245 30H246V31H245ZM102 31H103V32H102ZM218 31H217V33H218ZM240 31H241V32H240ZM104 32H105L106 34H105ZM171 32H172V33H171ZM187 32H188V33H187ZM213 32H212V33H213ZM242 32H243V33H242ZM247 32L249 33V36H248V33H247ZM175 33H176V34H175ZM219 33H220V32H219ZM219 33H218V34H219ZM221 33H220V34H221ZM224 33H223V34H224ZM237 33H238V34H237ZM245 33H246V35H247L248 37L245 35ZM255 33H256V35H255ZM159 34H160V32H159ZM240 34H241V35H240ZM250 34H251L252 36H251ZM259 34H260V36H259ZM101 35H102V36H101ZM186 35H187V36H186ZM236 35H237L238 37H237ZM254 35H255V36H254ZM257 35L259 36V38L257 37ZM1 36H2V35L0 34V38L3 39V37H1ZM110 36H112V37H110ZM250 36H251V37H250ZM99 37H100V38H99ZM101 37H102V38H101ZM109 37H110V38H109ZM235 37L237 38V39H235L236 41L234 40ZM254 37L258 38V39H257L258 42H259V40H260V42L262 43V44H261V43H260V44H261L262 46L256 41V39H255ZM105 38H106V39H105ZM169 38H170V37H169ZM238 38H239V39H238ZM240 38L243 39V40H241ZM251 38H252V40H251ZM253 38H254L255 40H253ZM1 39H0V44H1V42H2V44H4V41L1 40ZM232 39H233L235 42H232V41H233ZM244 39H245V40H244ZM239 40H240V41H239ZM246 40H247V41H246ZM263 40H262V41H263ZM102 41H103V42H102ZM114 41H115V42H114ZM117 41H119V42H121V43H123V44H120V43L117 42ZM220 41H221V40H220ZM241 41H242V42H241ZM243 41H244V42H243ZM245 41H246V42H245ZM101 42H102V43H101ZM124 42H125L126 44H124ZM176 42H175V43H176ZM249 42H250V43H249ZM252 42H253V43H252ZM254 42H255V43L257 42L256 45H254V44H255ZM117 43H118V44H117ZM127 43H129V45H128ZM173 43H174V42H173ZM231 43H235L236 46L238 45V46H240V47H241V45H242V46L245 45V46L243 47V49L241 48L242 50L239 49V50H241L240 52H239V51L233 52V51L236 50V48H237L238 46L236 47L235 44H232V46H235V48L233 47V51H232V50H231V49H232V47H231ZM243 43H244V44H243ZM245 43H246V44H245ZM248 43H249V44H248ZM119 44H120V46H121V45H123V46H121V47H120V46H117V45H119ZM227 44H228L229 47L227 46ZM240 44H241V45H240ZM247 44H248V45H247ZM251 44H252V46L254 45L253 48H251ZM257 44H258V46H257ZM246 45H247V46H246ZM125 46H126V47H125ZM130 46H131V48H130ZM101 47H102V48H101ZM123 47H125V50H127V48H128V50H127V54H129V55H126V53L124 54L123 52H119V50H121V49H122L121 51H124V52H125V50L123 49ZM258 47H259V48H258ZM8 48H9V47H7V49H8ZM99 48H100V49H99ZM227 48H228V49H227ZM238 48H239V47H238ZM244 48H245V49H244ZM256 48H257V49H256ZM262 48H263V49H262L261 51H263V52H262L261 54H259V53H258V54H259L260 56H262V59H264V58H263V57H264V54H263V53H264V46H263ZM142 49H144V50H142ZM156 49H157V48H156ZM234 49H235V50H234ZM253 49H254V50H253ZM129 50H131V52H130ZM154 50H155V49H154ZM154 50H151V51L153 52ZM219 50H220V51H219ZM225 50H227V51H226V53L228 52L227 54H225ZM228 50H229V51H228ZM82 51H83V50H82ZM84 51L86 52V50H84ZM156 51H157V50H156ZM218 51H219V52H218ZM245 51H246V52H245ZM247 51H249V52H247ZM85 52H84V53L82 52L83 54L80 53V54H82L83 56L78 54V55H79V57H78V58H79L78 61H79V60L81 61V63H80V61H79V64H80L81 67L84 66L86 62H88L87 59L85 58V55H87V53L85 54ZM152 52H151V54H152ZM154 52H155V51H154ZM154 52H153V53H154ZM216 52H218V53H217L218 55L216 54ZM78 53H79V52H78ZM212 53H213V52H212ZM244 53H245V54H244ZM255 53H254V54H255ZM140 54H139V55H140ZM156 54H157V52L154 53V55H156ZM235 54H234V55H235ZM242 54H243V55H242ZM250 54H251V55H250ZM262 54H263V55H262ZM133 55H134V54H133ZM139 55H138V56H139ZM152 55H153V54H152ZM245 55H246V56H245ZM247 55H248V56L250 55L252 60L248 59V58H250V57H248ZM217 56H219V57H217ZM260 56H259V58H260ZM140 57H141V56H140ZM227 57H226V58H227ZM245 57H246V58H245ZM247 57H248V58H247ZM84 58H85V59H84ZM95 58H96V57H95ZM99 58H100V59H99ZM223 58H224V59H223ZM230 58H231V60H230ZM236 58H237V59H236ZM238 58H239V60H238ZM244 58H245V59H244ZM118 59H119V60H118ZM137 59H138V60H137ZM166 59H167V58H166ZM241 59H244V60H241ZM262 59L260 58V59H258V60L262 61ZM83 60H84V61H83ZM116 60H117V61H116ZM146 60H147V59H146ZM235 60H236V61H235ZM245 60H246V61L248 60V61H250V62H249V63H248V61L245 62ZM82 61H83V63H82ZM85 61H86V62H85ZM93 61H94V60H93ZM93 61H92V62H93ZM130 61H131L132 64H130ZM137 61H138V62H137ZM165 61H166V60H165ZM167 61H168V60H167ZM207 61H209V60H207ZM260 61H259V62H260ZM92 62L90 63V65H93ZM115 62H116V63H115ZM136 62H137V63H136ZM210 62H209V64H210ZM241 62H242V64L245 63V64H243L244 66H243L242 64H240ZM257 63H258V62H257ZM261 63H262V64L259 65V66H262L263 69H261V67L259 68L258 65H256L257 68H258V70L261 69V71H262V72H261V71L258 72V73H259V76H258V77H260V78H261L260 73H261V75H262V73H263V75H264V60H263V62H261ZM88 64H89V63H88ZM115 64H116V65H115ZM125 64H126V65H125ZM128 64L131 65V67H132L131 69H130V66H129ZM141 64H143V65L140 67ZM206 64H207V63H206ZM233 64H234V65H233ZM235 64H237V65H235ZM238 64H239V66H238ZM248 64H249V65H248ZM103 65H104V66H103ZM105 65H106L107 67H105ZM133 65H134V64H133ZM212 65L215 67L214 64H210V66H212ZM221 65H219V66L221 67ZM246 65H247V66H246ZM95 66H96V67L98 66V68L101 66V68H103V69L99 68L100 71H101V70H102V71H103V70L105 71V69H108V68H109L108 70H111V72L109 71V73H108V72H107L108 70H107V71H106L107 74H106L105 72H102V71H101V74H100L99 71L97 70L98 68L95 69ZM128 66H129V69H128ZM136 66H137V65H136ZM149 66H150V65H149ZM213 66H212V69H211V67H210V69L208 70V68H207V67H209V65H208V66L206 67V68H207L206 70H208L209 72H210V70H211V72H212V71H213V68H214ZM224 66L221 67L222 69H221L220 67H218V69H217V67H215V69H216V73H217V74H220V73H222L221 71L225 72L226 70H228V69H226ZM234 66H235V67H234ZM241 66H243V67H241ZM249 66H250V67H249ZM91 67H93V68H91ZM122 67H123V68H122ZM124 67H126L127 69L124 68ZM233 67L236 68V69H234ZM251 67H252V68H251ZM134 68H135V67H134ZM137 68H138V67H136V69H137ZM148 68H149V67H148ZM223 68L226 69V70H223ZM93 69H95L97 72H96L95 70H93ZM124 69H125V71H124ZM136 69H135V72H137ZM141 69H142V68H141ZM219 69H221V71H219ZM254 69H255V68H254ZM254 69H253V70H254ZM33 70H35V68H34ZM33 70H30V71H28V72L31 73ZM137 70L140 71L139 69H137ZM217 70H218L220 73H218ZM141 71H142V70H141ZM208 71H205V73H208ZM241 71H243V69H242ZM249 71H248V72H249ZM254 71H255V73H254L253 71H252V72H253L254 74H256V73H257V69H255ZM124 72H125L126 75H127V76L125 75V78L122 77V76H124L123 74H125ZM130 72H131V71H130ZM211 72H210V73H211ZM214 72H215V70L213 71V73H214ZM234 72L232 71V73H230V75H231V74H232L233 76H234V74L237 75V74H236L237 72H235V73H234ZM252 72H249V73H252ZM94 73L91 74V75H93L92 78H90V77H91L90 74H88V75L90 76V77H89V76H88V77H89L90 79H93V78L95 77ZM103 73H104V74H103ZM113 73H115V74L113 75ZM150 73H151V74H150ZM152 73L155 74L154 77H152V76H153ZM203 73H204V72H203ZM203 73H202V74H203ZM213 73H212V75L210 74V76H212L213 78H214V77L216 78L217 74H216V73L213 74ZM249 73H248V74H249ZM258 73H257V74H258ZM134 74H135V73H133V76H134ZM136 74H135V75H136ZM149 74H150V75H149ZM208 74H209V73H208ZM208 74H207V75H208ZM215 74H216V75H215ZM226 74H227V71H226V73H223V75H226ZM228 74H229V73H228ZM240 74H241V73H240ZM242 74H243V73H242ZM257 74H256V75H257ZM101 75H102V76H101ZM109 75H110V76H109ZM156 75H157V76H156ZM207 75L205 74L204 77L207 78L206 81H209V82H205V81H204L205 84H202V83H201V85H203V87H204V90H202V92H200V95H201V93H202V95H201L202 98H203V97L205 98V95H206V93H207V92L205 91V89L207 88L206 90L210 92V90H212V88L215 87V86L217 85V84H216V85H211V83L215 84L216 82H220L219 80H223V81H221L220 84H218V85H220L221 88H222V86H223V87L225 86V87H224L225 89H226V88H227V89H230L229 86H231L232 88H231V90H227V91L223 88L222 90L219 89V90H220V91H219V90H217V88L215 87V89H213L212 92H214V90H215L216 93H219V94H216V95H215V92L213 93V95L211 94V95H210V98L214 97V98H212V99H216V98H219V97H220V98H226V96H227V98H228V96H230L229 99H231V98L233 97V98L239 100V98L241 97V95H242V94L244 95V94L247 92L248 89L251 90V91H253V90H255L256 88H259V86H260V87H263L262 84H264V83H262V80L260 81V80L257 79V78H251V79H257V80L260 81V82H257V80H251V79L248 77V75H243L244 77H242V78H238V79H241V81H242L243 83H242L241 81H239L238 79H234L235 82H234V80L231 81V80L228 79L229 81H231V83L233 82L232 84H230L229 81L227 80V78H226L227 75H226V77H224V76L220 77V79H218V80H216V81H215V78L213 79L212 77H209V76L207 77ZM213 75H214V76H213ZM220 75H221V74H220ZM220 75H219V76H220ZM230 75H229V76H230ZM238 75H239V74H238ZM114 76H115V77H114ZM117 76H118V77L121 76L122 78L120 77L121 79H120V78L117 79V84H116V86L114 85V87H115V88L117 87V88H116V89L114 88L115 91H113V90H112V89H113V83H114V81H115V83H116V77H117ZM128 76H130V77H129L130 80H128V78H126V77H128ZM241 76H242V75H241ZM246 76H247V78H246ZM249 76H250V74H249ZM113 77L115 78L114 80H113ZM155 77H157V78H155ZM217 77H218V76H217ZM223 77H224V78H223ZM263 77H264V76H262V78H263ZM142 78H143V79H142ZM208 78H209V79L212 78V79H213V82H212V79H211V82H210V80H208ZM221 78H223V79H221ZM225 78H226V80H225ZM229 78H230V77H229ZM244 78H245L246 80H245ZM248 78L250 79V83H248V82H249V80H247ZM147 79H148V82H149V84H148L149 86L147 85L148 82H145V80L147 81ZM151 79H152V80H151ZM154 79H156V80L154 81ZM157 79H158V81H157ZM201 79H204V78H201ZM216 79H217V78H216ZM230 79H231V78H230ZM242 79H244L245 81H243ZM143 80H144V81H143ZM204 80H205V79H204ZM224 80H225V81H224ZM237 80H238L239 83L236 82ZM118 81H119V83H118ZM129 81H130V83H129ZM135 81H136V83H134ZM160 81H161V80H160ZM202 81H203V80H200V82H202ZM214 81H215V82H214ZM226 81H228V82H226ZM263 81H264V78H263ZM42 82H43V80H42L41 78H36V83H37V84L34 83V84H33V85H34L33 87H36V86L40 87L41 84L38 85V83H42ZM100 82H101V83H100ZM223 82H225L224 85L222 84ZM244 82H245V84H244ZM255 82H256L257 84H256ZM115 83H114V84H115ZM132 83H133V84H132ZM150 83H151V84H150ZM157 83H156V84H157ZM208 83H209L211 86H213V87L210 88V85H209ZM226 83H228L229 85H227ZM240 83H241L242 86H240ZM251 83H252V84H251ZM258 83H259L260 85H259ZM118 84H120V85H118ZM145 84H146V85H145ZM206 84H208L207 87H205ZM235 84H236V85H235ZM255 84H256V85H255ZM35 85H36V86H35ZM42 85H43V84H42ZM103 85H104V87H103ZM109 85H110V87L112 86V88H110ZM154 85H155V84H154ZM232 85H233V86H232ZM257 85H258V86H257ZM261 85H262V86H261ZM92 86H93V85H92ZM119 86H120V87H119ZM121 86H122V88H121ZM134 86H135V87H134ZM226 86H227V87H226ZM253 86H255V87H253ZM130 87H129V88H130ZM147 87H148V88H147ZM200 87L203 89L202 86H200ZM208 87H209L210 90H208ZM217 87H218V86H217ZM220 87H219V88H220ZM240 87H242V88H240ZM105 88H106V89H105ZM108 88H109L111 91H110V90H107ZM124 88H128V87H124ZM129 88H128V89H129ZM243 88H245V90H243ZM252 88H253V90H252ZM131 89H132V88H131ZM131 89H130L129 91H131V92L133 93V91H132ZM148 89H149V90H148ZM147 90H148V91H147ZM150 90L153 91V93H149ZM159 90H160V91H159ZM223 90L226 92V94H221V95H220L221 91H223ZM232 90H233L234 93L231 94ZM249 90H248V93L251 92V91H249ZM144 91H146V92H144ZM151 91H150V92H151ZM155 91H156V90H155ZM203 91H205L206 93L203 92ZM218 91H219V92H218ZM224 91H223V93H225ZM228 91H229V92H228ZM230 91H231V92H230ZM235 91H236V93H235ZM244 91H246V92H244ZM103 92H102L101 95H103ZM131 92H130V93H131ZM209 92L207 93L208 96H209V94H210ZM212 92H211V93H212ZM227 92H228V93H227ZM237 92H238V94H237ZM239 92H241V93H240L241 95L239 94ZM242 92H243V93H242ZM132 93H131V94H132ZM154 93H155V94H154ZM105 94H104V95H105ZM117 94H118V93H117ZM152 94H153V95H152ZM159 94H160V95H159ZM204 94H205V95H204ZM229 94H231V95H229ZM233 94H236V96L234 97ZM119 95H120V94H118V96H117L116 99H119ZM134 95L137 96L138 94H133V96H134ZM148 95H149V96H148ZM198 95H199V94H198ZM207 95H206V98H207ZM214 95H215V96H214ZM217 95H218V96H217ZM225 95H226V96H225ZM232 95H233V96H232ZM243 95H242V97H243ZM128 96H129V95H128ZM152 96H153V97H152ZM155 96H156V97H155ZM158 96H159V97H158ZM181 96L183 97L184 95H180V96H179L180 100H181V98H182ZM216 96H217V97H216ZM231 96H232V97H231ZM238 96H239V97H238ZM10 97H11V98H10L9 100H11V99L13 100V102H12V100H11V102H12L11 104H13V105L16 104V105H15L16 107H15V106H14V107H15V109L18 108V104H17L15 98H13L12 95H10ZM137 97H138V96H137ZM236 97H237V98H236ZM242 97H241V98H242ZM122 98H124V99L122 100ZM122 98H121V102H122V101H123V102L126 101V98H125V97H122ZM129 98H130V97H129ZM134 98H135V100H137L136 97H134ZM138 98H139V97H138ZM179 98H178V99H179ZM204 98H203V99H204ZM241 98H240V99H241ZM139 99H140V98H139ZM154 99H153L152 101H150V103H151V102H154ZM188 99H190V97H189ZM14 100H15V103H14ZM113 100H115V98H114ZM180 100H179V101H180ZM182 100H184V102H183ZM182 100L180 101V102H181L180 104H179V102L177 101V103H178L180 106H181L183 103L185 104V97H183ZM208 100H209V98H207V101H208ZM241 100H242V99H241ZM116 101H118V100H116ZM119 101H120V100H119ZM137 101H139V100H137ZM144 101L147 102V99H145ZM164 101H165V100H164ZM204 101H205V100H204ZM114 102H115V101H114ZM135 102H136V101H135ZM156 102H159V100H158V101L156 100L154 104H156ZM182 102H183V103H182ZM202 102H203V100H202ZM115 103H119V102H115ZM137 103H139V102H137ZM148 103H149V102H148ZM160 103L163 104V103H164L163 100H160V102H159L157 105H158V106L161 105ZM177 103H175V105H176V109L179 111V109L177 108V107H178V104H177ZM203 103H206V101L203 102ZM144 104H145V103H143L142 105H144ZM152 104H153V103H152ZM152 104H150V105H152ZM154 104H153V105H154ZM146 105H147V104H145L144 106H146ZM153 105H152V108H151V106H146V107H150V108L152 109V111H153V115H154V111H155L156 107H157L158 109H159V107L156 106V105H155V106H153ZM180 106H179V107H180ZM182 106H183V110H184V106H185V105H182ZM153 107H154V108H153ZM21 108H22V107H21ZM160 108H161V107H160ZM173 108H175V106H174ZM173 108H171V109H173ZM153 109H154V110H153ZM180 109H181V108H180ZM262 109H263V108H262ZM262 109H261V111L264 110V109H263V110H262ZM258 110H259V109H258ZM169 111H170V110H169ZM169 111L167 110V112H169ZM181 111H182V110H181ZM248 111L250 112L251 109H246V113H247V115H248V113H249ZM165 112H166V111H165ZM167 112H166V115H167ZM170 112H171V111H170ZM170 112H169L168 114H171V113H172V114L170 115V116H172V115H173V110H172L171 113H170ZM182 112H184V111H182ZM256 112H258V111H256ZM259 112H260V111H259ZM259 112H258V113H259ZM155 113L158 114V111H155ZM162 113H163V112H161V114H162ZM184 113H186V112H184ZM243 113H245V110H244ZM246 113H245V114H242V116L244 117V116L246 115ZM156 114H155V116H157ZM161 114H158V117H160V118H159L160 121H159L158 123H159V124H162V125L165 124V123H162V122H164V121H161V120H163V119H162L163 117L166 118L165 120H167V122H169V121H168L169 118H168L165 114H164V116L161 115ZM259 114H261V113H259ZM29 115L33 116V115L30 114V113H29ZM153 115H152V116H153ZM159 115H160V116H159ZM257 115H258V114H257ZM262 115H263V117H262ZM262 115H261V117H260V119L262 118L261 120H260L259 118H257V119H259V120H258V123L260 122V124H262V122H264V112H262ZM155 116H154V117H155ZM161 116H162V118H161ZM165 116H166V117H165ZM168 116H169V115H168ZM170 116H169V117H170ZM174 116H176V115H174ZM185 117H186V115H185ZM185 117H184V118H185ZM258 117H259V116H258ZM170 118H171V117H170ZM173 118H174V117H173ZM173 118H171V119L173 120ZM175 118H176V117H175ZM175 118H174V119H175ZM187 118H189V117H186V118H185V120H186L185 123H187V124H188V122L191 123L192 120H189V119H191V118H189L188 120H187ZM245 118H248V119H249V116H248V117L245 116ZM34 119H35V118H34ZM36 119H37V118H36ZM38 119H39V118H38ZM171 119H170V120H171ZM192 119H193V118H192ZM175 120H176V119H175ZM185 120H184V121H185ZM194 120H195V119H193V122H194ZM184 121H182V123L185 125ZM256 121H257V120H256ZM160 122H161V123H160ZM198 122H199V121H198ZM158 123H157V124H158ZM174 123H175V122H174ZM194 123H197V121L194 122ZM194 123H193V124H190V125H191L192 127L195 126V125H197V124H194ZM199 123H200V122H199ZM258 123L256 124V125H258V126L255 125V127H256L257 129H258V128H260V129H264V123L262 124V126L259 125ZM157 124H156V126L162 128V126H159V125H157ZM169 124H170V122H169ZM171 124H173V123H171ZM171 124H170V127L173 126V125H171ZM125 125H126V124H125ZM125 125H121V124H119V125H116L115 127L120 128V126H123L122 128L124 129V126H125ZM129 125H130L131 127L133 126V128H134V129L131 128V130L134 131V130L137 129V128L135 127V126H137V125H133L132 123H131V124L129 123ZM129 125H128V124L126 125V126L129 127L128 129H130V126H129ZM167 125H168V124H166V126H167ZM198 125H199V124H198ZM198 125H197V126H198ZM138 126H139V125H138ZM138 126H137V127H138ZM174 126H175V125H174ZM185 126H186V125H185ZM188 126H189V125H188ZM197 126L195 127V129L197 128ZM115 127H114V128H115ZM158 127H157V129H158L157 131L167 130L168 133H171V132H172V129L174 128V127H173V128H168V127H165V126H164L165 128H164L163 130H161V129L158 128ZM118 128H117V132L120 131L119 133H121V134H122V133H125V134L129 133V132H127V131H128L127 127H126V130H125L126 132H124V130H123L122 128H120V130H118ZM186 128H187V127H186ZM189 128L192 129V130H194L193 132H196V131H197V133H198V131H199V129H198L199 127L197 128L198 130H196V131H195L194 128H191V127H189ZM251 128H252L251 131L249 130L248 133L253 132L252 130H254V129H253L254 127H251ZM256 128H255V129H256ZM4 129H6V128H4ZM8 129H10V128H8ZM8 129H7V131H8ZM115 129H116V128H115ZM139 129H141V128H140V127L138 128V131H137V132H138V135H139V136H137L136 139L139 140V141H141V142H143L144 139H145L146 142H144V144L147 145V143H148L147 141H148V140H146V138H147L148 136H147L146 138L144 137V136H146V135H144L143 137H140L141 134H140L139 131H141V130H139ZM190 129L187 128L186 131H187V130L189 131ZM0 130H1V129H0ZM10 130H12V129H10ZM131 130H129V131L131 132ZM170 130H171V131H170ZM246 130H247V129H246ZM246 130L244 129V131H246ZM2 131L4 132V131H6V130H3V129H2ZM7 131H6L5 135H6L7 133H9V131H8V132H7ZM133 131H132L131 133H129L128 135H129V136H132L133 139H134V138H135V135H136V133H135L136 131H134V133H135L134 135L132 134ZM167 131H166V132H167ZM183 131H184V130H183ZM164 132H165V131H164ZM119 133H118V135H120ZM141 133H143V132L141 131ZM197 133H194L195 137H196L197 135H199V136L201 135V134H199L200 132H199L198 134H197ZM248 133H246V134L248 135ZM10 134H11V137H12V135H13V130H12L11 133H9V135H8V134L6 135V136H8L7 138H10ZM130 134H132V135H130ZM163 134H166V133H163ZM196 134H197V135H196ZM246 134H244L245 136L242 135V138L244 137V141L247 143V142H248L247 139H248L249 135L246 136ZM167 135H168V134H167ZM167 135H164V136L167 137ZM171 135H172V133H171ZM13 136H14V135H13ZM139 137H140V138H139ZM168 137H170V136H168ZM168 137H167V138H168ZM245 137H246V139H245ZM97 138H98L99 142H101V140H100L101 137H97ZM143 138H144V139H143ZM148 138H149V137H148ZM197 138H198V137H196V139H197ZM200 138H201V137H200ZM131 139H132V138H131ZM133 139H132V140H133ZM136 139H135V141L133 140V142H135V144H136V143L139 144V141H136ZM149 139H150V138H149ZM168 139H169V138H168ZM198 139H199V138H198ZM198 139H197V140H198ZM215 140H216L215 138L213 139V141L211 140L212 142L209 141V140H207L208 143H205L206 145H204V144L201 145V146L204 145L203 148H202L200 145H199V146H198V145H197V146L195 145L196 147H195V146H191V147H193V148H191V149H192V150H191L189 147H188V148H189V149H188L187 146H184L185 148L182 147V148H184V150H183L184 153H183L182 150H181L182 148L180 149L182 154L180 153L181 156H179V157H180V160H181V159L183 160V162H181V163H183V164L185 165V164H188V161H189V163H190V161H193V163H194L195 165H196L197 163H198V165H200V167H199L198 165H196L195 168H193L195 171H193V169L186 170V174H185V176H183V180H184L186 183H185V185L181 183L182 186H183V185L185 186V190H184V189H183L184 191L182 190L184 193H185V192L188 193V191H189V189H190V185H192L193 183H196L195 185L193 184V185L196 186V187L199 186V183H200V185H201V183H202V181H203V179H202L203 176H201L202 173H203V171H207V170H208V171H212L213 168H217V167H215V166H216L215 163H214L215 165L213 164V165H214L213 167L211 166V167H212L211 169H210V165H209V164H211V163L213 162V160H216V159H214V158H215V155H214V154H215V153L218 154V152H216V150H218V145H216L217 140H216V141H215ZM168 141H169V140H168ZM242 141H243V139H242ZM131 142H132V141H131ZM133 142H132V143H133ZM141 142H140V145L142 144V145L144 146V144L141 143ZM214 142H215V143H214ZM245 142H242V143L245 144ZM149 143H150V142H149ZM198 143H199V142H198ZM211 143H212V144H211ZM150 144H151V143H150ZM150 144H149V145H150ZM196 144H197V143H196ZM214 144H215V145H214ZM247 144H248V143H247ZM247 144H245V147H244V145H241V146L244 147L245 150L243 149V147H242V148L240 147V148L243 149L245 152L248 153L247 150H248L249 148H248L247 146H249V145H247ZM132 145H133V144H132ZM132 145H130V147H131ZM142 145H141V148L145 149V148H144L145 146L142 147ZM156 145H157V146L151 148V155H154V156H155V155L158 153L157 151H158V145H159V144H156ZM210 145H211V146H210ZM207 146H208V147H207ZM204 147H205V148H204ZM246 147H247V148H246ZM194 148H196V149H194ZM214 148H215V149H214ZM240 148H239V149H240ZM263 148H264V146H263ZM193 149H194V150H193ZM202 149H203V150H202ZM241 149H240V150H241ZM214 150H215V151H214ZM252 150H253V149H250L249 151L252 152ZM190 151H191V152H190ZM193 151H194V152H193ZM153 152H154V153H153ZM72 153H73V152H72ZM155 153H156V154H155ZM212 153H214V154H212ZM23 154L25 155L26 153H23ZM197 154H198V155H197ZM204 154H205V155H204ZM67 155H70V153L67 154ZM212 155H213V156H212ZM29 156H30V154L28 155V158H29ZM202 157H203V158H202ZM204 157H205V158L207 157V158H209V159H210L211 157H212V158H211L210 161L207 160V158H206V159L204 160V164H202V163H203L202 161H203ZM236 158H238V157H235V158L233 157V158H231V161L229 160L231 163L229 162L230 164H228V168H227L228 171H231L230 168H234V167H236L235 169H237V165H238V167H239V159H236ZM212 159H213V160H212ZM235 159H236V160H235ZM206 160L209 162V163H207V164L209 165V169H210V170L207 169V168H208V165H206V162H207ZM233 160H234V161H233ZM237 160H238V161H237ZM195 161H196V163H195ZM235 161H236V162H235ZM186 162H187V163H186ZM200 162H202V163L199 164ZM214 162H215V161H214ZM251 162H253V161H251ZM258 163H259V164H255V166H254V163H250V162H249V164H252V165H246V167H247V168H248V167L250 168V170H247V171H249V172L252 171L251 169H253V168H251V167H253V166L255 167V169H253L252 172H253V174H255L256 176L253 175V178H252V180L250 181V182H251L250 184L253 183L252 186H254V184H255L254 187L257 188V186H258L259 189H260V187H262V188L260 189L259 194L261 193V197H260L261 199H260V201H262L263 204H262V203L259 204V205H260L259 207H260V208H264V192H262V191H264V162H262V163L258 162ZM184 165H183V166H184ZM203 165H204V166H203ZM205 165H206V166H205ZM231 165H232V166H231ZM186 166H187V165H186ZM256 166H257V167H256ZM244 167H245V166H244ZM246 167H245V168H246ZM184 168H185V167H184ZM247 168H246V169H247ZM249 168H248V169H249ZM185 169H187V168H185ZM235 169H234V170H235ZM196 170H197V171H196ZM232 170H233V169H232ZM254 170H256V172H255ZM190 171H191V172H190ZM259 171H261V172H259ZM188 172H189L190 174H189ZM254 172H255V173H254ZM257 172H259L260 174L257 173ZM69 173H70V176L68 177V181L66 180V182L68 183V182L71 181L72 184H73V183H76V178H77L76 175H75V174L73 175V172H71V171H70ZM193 173H194V174H193ZM256 173H257V174H256ZM187 174H189V175L187 176ZM258 174H259L260 176H258ZM186 176H187V177H186ZM189 176H190V177H189ZM200 176H201V177H200ZM214 176H215V177H214ZM216 176H217V175H213V176H211V177L213 178V179H212V182H215V183L213 184V185H214V188H210V187L213 186V185H210L209 188H208L209 185L207 186V192L210 191L209 194H210V198H211L212 202H211L210 198L207 197V198H206L207 200H205V199L202 200V199H201V202H200V200H196V202L199 203V204H197L196 202L193 201L192 206H194V208H195V206H196L197 209H198V207H200V206H201V207L204 206V208H201V207H200V208L198 209V210H200V211H201V210L203 211V212L200 213V215H205L204 212H205L206 210H211V211H213L211 214H214V216H215L218 220L220 219V221H221L222 218H223V220H222L223 223H222V222H221V223L223 224L222 227L224 226L225 229L222 228V230H223V231L225 230V231H226V234H224V233H225V232H224V233L222 234V237L220 238L221 235H219V237H218L217 234H215V233L213 232V234L215 235V236H214V235L212 234V231H214V230H213L214 228L209 229L211 226H209V228H208L207 226H206V228H203V227H205V224H203V226H202V225H199V224H197V223H195V224H194V223H191V221H188V220H187L188 222H187V225H186L187 228H189V230H190L191 228H193V227H194V228H193L194 230H195V229L198 230V229L201 228V229L204 230V231L201 230V231H203L204 233L207 232V231H209L207 234H208L209 237H210V236H211V237L213 236L212 238L210 237L212 240H217V239L219 240V241H218V240H217V241H213V242H215V243H213V245L216 244V243L218 244V243L220 242L218 245H215L216 247H217V246L219 247V245L221 244L220 247H219L220 249H217L216 247H215V248L217 249L216 252L221 253V254H223L222 252L225 253V255H224V254L221 255V256H220V254L218 255V257L220 256V259L222 260V261H221L222 264H224V263H225V264H262V263H264L263 260H262L263 262L261 261L262 263L260 262L261 258H263V257L260 258V256H261L262 254H264V229H262V228H264V227H262L261 230H259V233L262 234L261 236H260V235H259V236H257V235L255 236V232H254V230H256V229L247 228L248 223H249V220H248L247 218H249V216H250L249 214L252 212V211H251V210H252L251 208L255 206V204L253 203L254 200L250 197L247 188H246L244 185H242L241 183H238V182H237L238 184H237L236 182H235V183H234V182L231 183V182H229L230 180H226L228 177H224V178H222V176H217L218 178L220 177V178H219L220 180H219ZM184 177H186V179H185ZM194 178H195L197 181L194 180ZM214 178H215L216 180H214ZM192 179H193V180H192ZM199 179H200L201 181H200ZM228 179H229V178H228ZM257 179H258V180H257ZM213 180H214V181H213ZM189 181H190V182H189ZM216 181H217V182H216ZM221 181H222V182H221ZM237 181L240 182V179L237 180ZM192 182H193V183H192ZM220 182H221V184H220ZM223 182H224V183H223ZM45 183H46V182H45ZM45 183H44V185H45ZM47 183H48V182H47ZM47 183H46V185H45L46 189L48 188L47 186H49V184H47ZM190 183H191V184H190ZM216 183H217V184L219 183V184L217 185ZM197 184H198V185H197ZM202 184H203V183H202ZM240 184H241V185H240ZM193 185H192V186H193ZM206 185H207V184H206ZM206 185H205V186H206ZM219 185H220V186H219ZM256 185H257V186H256ZM184 186H183V187H184ZM221 186H222V187H221ZM219 187H220L221 189H220ZM186 188H187V189H186ZM194 188H195V187H194ZM210 189H211V190L213 189V191H211ZM218 189H219V190H218ZM243 189H244V190L246 189L247 191H244ZM257 189H258V188H257ZM259 189H258V190H259ZM262 189H263V190H262ZM44 190H45V189H44ZM133 190H134V189H132V194H134L135 191H136V190H134V191H133ZM220 190L223 191L222 193H223L224 195L221 193ZM261 190H262V191H261ZM217 191H218L219 193H218ZM67 192H69V193H66V192H63V193L66 194V195L69 194V198H70L73 202H75V198H73V199L71 198V197H72V195H70V194H71V191L67 190ZM183 192H182V193H183ZM211 192H212V193H211ZM214 192H216L217 194H215ZM257 192H258V191H257ZM40 193L42 194L43 192L39 191L38 194H36V198H37V200H38V199H39V200L41 199V197H40ZM180 193H181V192H180ZM72 194H73V193H72ZM90 194H92V195H91V197H89V201H88V198H87V201H88V202H90V201H94V199H95V197H93V196H94V195H93L94 192H93V193H90ZM209 194H208V195H209ZM212 194H213V195L215 194L216 196H215V195L213 196ZM218 194H219V195H218ZM38 195H39V196H38ZM191 195L193 196V194H191ZM58 196H59V195H56V196L53 195V199H54V197H55V198H56L55 200H58V199H59ZM67 196H68V195H67ZM89 196H90V195H89ZM211 196L213 197V199H212ZM218 196H219V197H218ZM39 197H40V198H39ZM73 197H75V196H73ZM42 198H43V197H42ZM69 198H67V199L70 201ZM93 198H94V199H93ZM225 198H226V199H225ZM250 198H251V200H250ZM44 199H45V198H44ZM48 199H49V198H48ZM51 199H52V198H50L49 200H46V199H45V200H41L40 202L45 201V202H43V203H46V204L49 203L48 205H50V206H52L53 203H54L55 208H58V209L60 208V210H61V207H62V205H61V204H62V203H61V200L59 199L60 202H59V200H58V201H56V202H57V203H56V202H53V201H55V200L52 199V200H53V201H52ZM67 199H66V200H67ZM90 199H91V200H90ZM92 199H93V200H92ZM134 199H135V200H134ZM137 199H138V198H135V197L133 198V200H134L135 202H137V204H135L134 201L132 200V201H133V202H132V203H133V209H134V206H135V205H138V204H139V205H138L137 209H138L139 207H140V208L143 207V203L140 201V199H138V200H137ZM208 199H209V200H208ZM39 200H38V201H39ZM50 200H51L52 202H51ZM62 200H64V199H62ZM76 200H79L78 197L76 198ZM97 200H98V201H97ZM97 200L94 201V202H96V204L99 203V204H98V205H99V208H98V207H97V208L95 207V208H96V210L98 209L99 212H100V210H101L100 214L103 215V214H104V213H103L104 210H103V208L100 209V207H102V206H100V204H101L103 201H102L101 199H97ZM219 200H220V201H219ZM49 201H50V202H49ZM72 201L69 202L70 205L73 204ZM203 201H205V202H203ZM206 201H207V202L209 201V203H206ZM225 201H226V202H225ZM228 201H229V202H228ZM236 201H238V203H237ZM244 201H245V202H244ZM251 201H252V202H251ZM58 202L61 203V204H60L61 207L58 205V204H59ZM62 202H63V201H62ZM94 202H93V204H95ZM97 202H98V203H97ZM140 202H141V203H140ZM202 202H203L204 204H203ZM240 202H241V203H240ZM243 202H244V203H243ZM65 203H66V202H65ZM69 203H66L67 206H69ZM71 203H72V204H71ZM75 203H76V202H75ZM75 203L73 204V206L66 207V208H65V207L62 208L63 210H64V209L66 210V212H64V213H63V210H61L62 213H63V214L66 213L67 216H72V217H73L74 214H75V216H76L77 214H81L82 212H81V213H78L79 211H78V212H76V210L73 211L74 209H72L73 213L69 211V210H71V208H75ZM153 203H154V202H153ZM153 203H152V205H154ZM157 203L160 204V202H157V201H156L155 204L158 205ZM214 203H215V204H214ZM233 203H234V204H233ZM56 204L58 205V207H57ZM66 204H64V205H66ZM93 204H90V205L93 206ZM96 204H95V205H96ZM134 204H135V205H134ZM200 204H201V205H200ZM202 204H203V205H202ZM216 204H217V205H216ZM221 204H223V205L220 206ZM224 204H225V205H224ZM230 204H232L233 206L230 205ZM236 204H237V205H236ZM54 205H53V206H54ZM95 205H94V206H95ZM101 205H102V204H101ZM152 205H151V207H153ZM156 205H155V207H156ZM169 205L172 206V204H169ZM197 205H198V207H197ZM238 205H239V208H238ZM241 205H243V206H241ZM261 205H263V207H262ZM84 206H85V205H84ZM84 206H83V208H84V210H85V208H86L87 206H85V207H84ZM158 206L161 207V206H163V205L160 204V205H158ZM158 206H157L156 208H159ZM166 206H167V205H166ZM170 206H168V207H169L170 209H172L173 206H172V207H170ZM210 206H211V207H210ZM215 206L217 207V209H215V208H216ZM225 206H226V208H225ZM230 206H231V207H230ZM245 206H246V207H245ZM163 207H164V206H163ZM163 207H162V208H163ZM219 207H220L221 209H219ZM222 207H224L223 211H222ZM236 207H237V208H236ZM240 207H241V208H240ZM247 207H249V208H247ZM53 208H54V207H53ZM83 208H82V209H83ZM169 208L166 207L165 209H162L163 212H161V209H160V212H157V210H156V212L159 213V214H157V213L155 214V212L152 211V210H154L155 208H154V209L151 208V209H152L151 211L153 212V214H152V212H151V214L153 215V217H152V215H150V216H151L152 218H154V219H155V217H156V218H159L158 220H157V219H155V220H157L158 223H160V222H161L160 220H164L165 217H166L167 219L170 217V212H169L170 209H169ZM135 209H136V207H135ZM137 209H136L135 211H137ZM168 209H169V210H168ZM238 209H239V210H238ZM250 209H251V210H250ZM67 210L69 211V213H68L69 215L67 214ZM138 210H139V209H138ZM158 210H159V209H158ZM224 210H225V211H224ZM248 210H249V212H248ZM94 211H95V210H94ZM167 211H168V212H167ZM218 211H219V212H218ZM230 211H231V212H230ZM233 211H235V212H233ZM246 211H247V212H246ZM59 212H60V211H59ZM74 212H75V213H74ZM95 212H96V213H95ZM95 212H93V213H94L93 218L91 217V220H92V221H94L93 219L99 215V213H98L97 211H95ZM220 212H222V213L219 214ZM225 212H226V213H225ZM229 212H230V214L233 212V216H234V218H235V216H236V218L234 219L231 215H229ZM76 213H77V214H76ZM97 213H98V214H97ZM102 213H103V214H102ZM165 213H169V215H165V217H164V214H165ZM172 213H173V212H172ZM202 213H203V214H202ZM248 213H249V214H248ZM72 214H73V215H72ZM106 214L108 215V212H106ZM106 214H105V215H106ZM234 214H236V215H234ZM243 214H244L245 216H244ZM95 215H97V216H95ZM101 215H99L98 218H101ZM107 215H106V216L103 215L102 218L107 217ZM156 215H157V216H156ZM179 215H180V214H179ZM183 215H184V214H183ZM183 215H181L182 218H183ZM225 215H227V218L225 217ZM218 216H219V218H218ZM230 216H231L232 218H231ZM162 217H163V218H162ZM176 217H177V216H176ZM181 217L179 216L180 220H179V218H177L179 222H183V221H185V220L187 219V218L184 217V220L182 221V218H181ZM221 217H222V218H221ZM75 218H76V219H75ZM78 218H79V217H74V222H75V221H78V220L80 221V219H78ZM161 218H162V219H161ZM225 218H226V219H225ZM237 218H238V219H237ZM105 219H106V222H105V220L103 219V220H104L103 223H107V224H104V226H102V227H101V225H102L103 223L101 224L100 222H98V223H100L101 225L98 224V223L96 222V219H95V222H92V221H91V223H94V224L91 225L92 228L89 227V228L92 229V231H93V229H94L93 227L97 226V224H98L97 227L100 226V227L102 228V229H100L101 232H99V233H97V232H93V233H96V234H93L92 231H88V230H89L88 228H87V230H86V233H85V231H82V232H81V230H82L85 226H84V227L82 226L83 228L79 227V228H81V230H80V229H79V230H78V229H74V228L71 226V227H70V228H71V229H70V232H71L72 229H74V233H76V234L79 233V234H80V235L78 234L77 236H75V234H73L74 239H75L76 237H80V236H82L81 238H77V239H75V241H76L75 243H77L76 245H80V243H81V246L78 247V246L75 245V246L77 247V249H76V247H73V248L76 249L77 251H79L78 248H81L82 245H83V249H84L83 251H84V252H83V251L81 252L82 249L80 250V252H81V258L83 259L84 257H85V258L87 257L89 260L86 258L84 261H87V260H88V261H90V262H88V263H91V264L93 263V258L95 259V256H96V258L100 256V257H102V259H104L103 257L105 256L104 254L106 253V251H107V253H108V251H109L110 253H108V255H107V253H106V255H107L106 258H107V259H105V260H102V259H101V261L103 262L102 264H106V263H108V264H113V263H115V260H116L115 258H118V254H119L120 256L123 254L124 256H123V257H122V256H121V257L119 256V258H118V260H116V263H115V264H124L125 262H127L126 264H128V261H126L125 259L128 258V256H129V258L127 259V260H129L130 257H131V256H130V253H129L130 250H128V249H130L129 247H132V246H131L132 244H131V245L129 244L130 246H128V245H123V244L120 245L119 242L116 241V240H118V239H116V238H119L120 241H121L120 243H122V239H123L124 235H119V236H118L115 232L110 231V229L112 228V227L110 226V225H111V224H110L111 221L109 220L110 223H108V222H109V221L107 222L108 219H107V218H105ZM154 219H152V220H154ZM242 220H243V221H242ZM244 220H245V221H244ZM246 220H247V221H246ZM97 221H99V219H98ZM203 221H204V220H203ZM230 221L233 222V224H232ZM240 221H241V222H240ZM40 222H41V221H40ZM243 222H244V223H243ZM245 222H247V223L245 224ZM42 223H43V221H42ZM77 223L79 224V222H76V225H75V226H77ZM95 223H96V225H95ZM189 223H191V224H189ZM40 224H41V223H40ZM71 224L74 225L75 223H74V224L71 223ZM71 224H70V225H71ZM109 224H110V225H109ZM226 224H227V225H226ZM234 224H235V225H234ZM238 224H239V225H238ZM70 225H69V226H70ZM79 225L81 226V224H79ZM106 225H108L109 227L107 226V227H108V228H107ZM191 225H192V226H191ZM194 225H195V226H194ZM231 225H232L233 227H232ZM75 226H74V227H75ZM89 226H90V225H89ZM190 226H191V227H190ZM226 226H227V230H226ZM238 226H239V228H238ZM241 226H243V227H241ZM100 227H99V228H100ZM105 227H106V228H105ZM228 227H229V228H228ZM230 227H232L233 229H231ZM244 227H246V228L249 229V230H247V231L244 230V229H245ZM248 227H249V226H248ZM68 228H69V227H68ZM68 228H67V230H69ZM95 228H96V227H95ZM99 228H98V229H99ZM103 228H105V234H103V231H104ZM207 228H208V229H207ZM45 229H48V228H45ZM45 229H44V230H45ZM85 229H86V228H84V230H85ZM91 229H90V230H91ZM98 229H97V230H98ZM193 229H191V230H193ZM205 229H206V231H205ZM228 229H229V230H228ZM237 229H238V230H239V229H242V230H240V231H235V230H237ZM251 229H252L253 231H250ZM44 230L42 231V233H43V235H44V238H48V241L52 243V241L54 240V238L52 237L53 234H54L53 231H52V232H51V231L49 232L48 230H45V231H44ZM75 230H76V232H75ZM100 230H99V231H100ZM102 230H103V231H102ZM111 230H112V229H111ZM230 230H231V231H230ZM232 230H233V231H232ZM46 231H47V232H46ZM95 231H96V229H95ZM108 231H109V234L107 233ZM229 231H230V234H231V235L233 234V238H234V234H235V238H234V239H236V238L240 235L239 238H237L235 241H233V239H232V241H231V237H232V236L229 234ZM243 231H244V232H243ZM48 232H49V233H48ZM80 232H81V233H80ZM112 232H113L114 234H113ZM210 232H211V233H210ZM227 232H228V234H229L231 237L228 236ZM234 232H235V233H234ZM236 232H237V235H236ZM238 232H239V233H238ZM253 232H254V233H253ZM262 232H263V233H262ZM50 233H51V235H50ZM91 233H92L93 235H92ZM111 233H112V234H111ZM204 233H203V234H204ZM259 233H258V234H259ZM87 234H88V235L90 234V235L87 236ZM98 234H101V235H100V236H101V237H100L101 239L99 238V235H98ZM102 234H103L104 236H103ZM210 234H211V235H210ZM91 235H92L93 237H92ZM106 235H108V236H106ZM109 235H110V236L112 235V236L110 237ZM116 235H117V236H116ZM223 235H226V237L224 236V238H223ZM241 235H242V237H243V235H244V238H243V239H241V238H242ZM85 236H86V237H85ZM94 236H98L97 239H98V238H99V239H98L97 241H96V239L91 240V239L94 238ZM120 236H121V238H120ZM200 236H201V235H200ZM216 236H217V237H216ZM227 236H228L229 238H228ZM49 237H50V238H49ZM51 237L53 238L52 241H50V239H52ZM103 237H105V238L103 239ZM106 237H107V238L110 237L111 239L108 238V239H109V240H108V239H106ZM114 237H115V238H114ZM209 237H208V238H209ZM214 237H215L216 239H213ZM246 237H247V238H246ZM258 237H259V238H258ZM262 237H263V238H262ZM82 238H83L85 241H86V240H87V241L85 242ZM199 238H200V237H199ZM222 238H223V240L225 239L224 242H223ZM254 238H255V239H254ZM78 239H79V240H78ZM211 239H210V240H211ZM226 239H227V240H226ZM238 239H239V240H238ZM260 239H261V240H260ZM81 240H82L83 242H82ZM112 240H113V241H112ZM228 240H229V241H228ZM240 240H242V241H247V242H244V243H243V242H238V241H240ZM80 241H81V242H80ZM107 241H110V242L108 243ZM114 241H116L117 244H116V242H115V244H113L112 242H114ZM258 241H259V242H258ZM88 242H89V243H88ZM226 242H228V243H226ZM229 242H230V243H229ZM231 242H233L234 244L231 243ZM235 242H236V243H235ZM252 242H255V243L252 244ZM257 242H258V243H257ZM78 243H79V244H78ZM92 243H93L94 245H95V243H97V246H95V247H98V244H99V246H100L101 248L99 247L98 249H99L100 251L97 250V248H96L97 252L94 251V250H95V247L93 248L94 245H93ZM101 243H102V244H101ZM104 243H105V246L103 245ZM106 243H108L109 245L106 244ZM111 243H112L113 245H112ZM123 243H124V241H123ZM238 243H239V245H242V246H244L243 244H245V243L248 244L249 249L254 250L255 252H257V250L259 251V250L261 249L259 252H257V253L259 254V256H258L259 258L257 259V256H255V260L259 261V263H258L257 261H255L254 259H251V258H253L254 256H252V257L250 256V258H249V257H246V256H249L247 253H246L247 255H244V254L242 255V256H245V258L243 257L244 259L241 258L242 256H241V257H238L236 251H233L234 249H237ZM241 243H242V244H241ZM250 243H251V245H250ZM256 243H257V244H256ZM84 244H85L86 246H85ZM90 244H91V246H90ZM118 244H119L120 246H119ZM154 244H155V243H154ZM154 244H153V245H154ZM222 244H223V245H222ZM255 244H256V245H255ZM101 245H103L104 247L101 246ZM122 245H123L124 247H123ZM133 245H134V244H133ZM157 245H158V244L156 243L154 246H157ZM232 245H233V246H232ZM234 245H237L236 248L234 247ZM253 245H254V246H253ZM51 246H52V247L50 248V250H48V251H50V252H54V251H56V250H58V249L60 248L59 245L57 246V244H56V245L54 244V245H51ZM84 246H85V247H84ZM112 246H114V247H112ZM117 246H118V247H117ZM125 246H126V247H125ZM198 246H199V247H198ZM198 246H197L196 249H195L196 251H198V253H195V254H196V256H199V255H197V254H200V256H199L198 259H201V258H202L201 260H198V261H197V257H195V256L193 255V253H191L190 256H192L191 258L195 257V259L193 258V259L196 261V262L194 261V263H193V259H191L192 262L189 263V261H191V260H189V261L187 260L188 262H187V261H181V259H180V260L177 259V258L174 259V258L172 257L173 255L170 254L171 256H169V258H168V262L171 263V264H179L180 261H181L180 264H184L183 262H185V264H205V263L208 261L206 264H208V263H209V264H213V263H215V262H216V264H217V263H218V264H221L220 262H217V261H218V260H217V257H216V261H214L215 259L213 260V258H214L213 256H212V257L208 256L209 254L206 253V252H207L206 250H208V249H206V247L204 248V247H203L204 245H203L202 243L199 244ZM111 247H112V248H111ZM119 247H120V248H119ZM133 247H136V245H134ZM224 247H225V248H224ZM245 247H247V245H245L244 248H245ZM248 247L246 248L247 250H249ZM250 247H252L253 249L250 248ZM256 247H258V249H257ZM90 248L92 249V251H91ZM102 248H104V249H103L104 252H103ZM106 248H107V249H106ZM113 248H114V250H113ZM117 248H118V249H117ZM121 248H122V250H123L122 254H120V252H119V251H122ZM127 248H128V249H127ZM228 248L231 249V250H229ZM254 248H255L256 250H255ZM108 249H109V250H108ZM125 249H126V250H125ZM225 249H227V250H225ZM65 250H66V249H64V251L61 250V251H62V252L60 251L61 253L58 251V253L63 254V255H65V253L69 254V251H68V250L65 251ZM105 250H106V251H105ZM110 250H111V251H110ZM117 250H118V251H117ZM218 250H220V252H219ZM222 250L227 251V255H228V256L226 255V252H225V251H222ZM93 251H94V252H93ZM98 251H99L101 254H100ZM200 251H201V252H200ZM228 251H229V252L231 251L230 254H229ZM249 251H250V250H249ZM254 251H252V252H254ZM261 251H262L263 253H261ZM89 252H90V253H89ZM114 252H115V253H114ZM118 252H119V253H118ZM232 252H233V253H236V256H235V254H234L233 256H231V255H232ZM83 253H84V254H83ZM98 253H99V254H98ZM102 253H104V254H103L104 256L102 255ZM111 253H112V254H111ZM244 253H245V252H244ZM67 254L64 256V259H65V260H69V255H67ZM82 254H83V255H82ZM85 254H86V256H84ZM126 254H129V255L126 256ZM181 254H182V253H181ZM204 254H205V255H204ZM206 254H207V255H206ZM258 254H257V255H258ZM98 255H99V256H98ZM109 255H110V256H109ZM111 255H112L114 258H112ZM116 255H117V257H115ZM240 255H241V254H240ZM240 255H239V256H240ZM82 256H83V257H82ZM180 256H182V255H180ZM201 256H202V257H201ZM226 256H227V257H226ZM262 256H264V255H262ZM91 257H92V260L90 259ZM100 257H99L98 260H100ZM124 257H126V258L124 259ZM204 257H206V258L204 259ZM229 257H230V258H229ZM233 257H234V258H233ZM120 258H121V259H120ZM170 258H172V259H170ZM210 258H212V259H210ZM227 258H228V259H227ZM237 258H238V259L241 258L240 260H241V261L243 260V261L241 262V261L238 260ZM109 259H110V262H108ZM114 259H115V260H114ZM131 259L133 260L134 258L131 257ZM136 259H137V258L135 257V260H134L133 262L131 261L132 263H131L130 260H129L130 264H133V263L135 264L136 262H137L136 264H139V263H138L139 260L137 261ZM169 259H170V260H169ZM223 259H224V260H223ZM263 259H264V258H263ZM98 260L95 259L93 264H95L96 261H97L96 264H101V261L99 262ZM124 260H125V262H124ZM143 260H144V259H143ZM146 260H147V261H146ZM146 260H144L143 262H141L142 260H140V262H141L140 264H144L145 262H147L148 264H150V263H152V264L158 263V264H159V263H160L159 260L152 261V262L148 261V259H146ZM171 260H172V261H171ZM203 260H206V261L203 262ZM232 260L234 261V263H233ZM244 260H245V261H244ZM248 260H249V261H248ZM105 261H106V262H105ZM112 261H114V262L112 263ZM121 261H122V262H121ZM209 261H210V262H209ZM212 261H213V263H212ZM252 261H253V263H248V262H252ZM149 262H150V263H149ZM223 262H224V263H223ZM226 262H227V263H226ZM88 263H87V264H88ZM147 263H145V264H147Z\"/></svg>",
    "mask_w": 264,
    "mask_h": 264
}]
</instances>
